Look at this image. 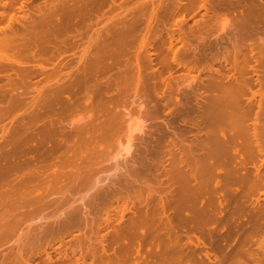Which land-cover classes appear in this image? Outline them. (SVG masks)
<instances>
[{
	"label": "rangeland",
	"instance_id": "1",
	"mask_svg": "<svg viewBox=\"0 0 264 264\" xmlns=\"http://www.w3.org/2000/svg\"><path fill=\"white\" fill-rule=\"evenodd\" d=\"M2 1H5V0H2ZM31 3L30 4H33V5H36V4H41L42 3V0H30ZM75 1L77 0H74V4L76 3ZM83 1V0H82ZM81 0H79L78 3H86V1L88 0H85V2L83 1L82 2ZM97 1H99L97 3ZM173 0H93L92 3L90 1H88L84 6H86L85 8V11L84 12V17L86 18L85 21L82 22V20H84V18L81 20V22H79V27L78 24H75V27L71 26L69 28V30L66 31V35L69 34L71 32V29H72V33L71 34L72 36L71 39H69L70 37L68 36V39L70 41L71 44H69L68 42V45L66 44L67 47L65 48H68L66 49V53H65V48L62 47L64 50L62 52V50H60L59 52H56L54 51V48L53 50H50L52 49L51 47H48L47 48V54L45 55L48 60L47 62V59L46 61L44 60L42 63L46 69L48 71H50L51 73V70H53L54 67H56V64L55 63H60L59 60L60 58L63 59L60 60L62 61V65L63 63H65V67L68 66L67 68H63L64 66L61 67V70L63 69L62 71V74L66 73L64 76H65V80L68 81L67 79V75H70L71 73V76H69V81L70 79H73L74 77L76 78L77 74H78V69L77 68H81L83 67L82 65H84V63L86 64V59L87 58H90L88 59L87 63L88 64H92V68H94L96 71H94V78H96L97 80H99L100 82H98V86L99 85H102L101 87H97L95 88V92L93 91V93H95L93 95L92 93L90 95V93H86L88 96L89 94V97H93L92 99H88V102H90L89 104H93L92 106H94V104L96 105V101L95 99L97 100V105H98V99H99V102H102L103 103V99H104V103L102 105H104L103 107L101 106V103H99V105L102 107L101 110L103 112V109L107 106V103H108V107H110V111L111 108H113L115 106L116 103H124L125 107L122 109V108H117L116 111H120L121 112H124V117L121 119V124H122V128L124 129L123 131L126 130V128H124L125 126L127 125H131L133 124L136 119L138 118V114L140 113H137L136 114V110L135 109H138L137 108V104L135 103L134 100L137 99V96L134 95V91L137 90L138 88V92H140L139 90H141L143 87L144 89H142V92H140L139 94L142 93V98L144 97V99L146 100V102L149 100L150 102L148 103L149 107L146 109L147 112L151 113H147L146 115V120L143 121V125L146 126V128H143V130H147L148 133L146 134H143V141H139L138 145V149H139V153H140V157H139V160L141 161H136V163H139L142 164L140 166V168L136 167V163H131V162H128L126 165H122L121 166V169H119L118 171H106L108 169H111L113 167V164H114V158L113 157H110L108 159H100V161H98V163L94 164L92 166L93 168V171L92 173L90 174V182L91 184H98L95 182V180L97 178H99V180H103V179H106V181H104L103 184H105V182L108 181V184L111 186L113 183H116L117 181V176H124L123 179H118L120 182L117 184H115V187L114 185L111 187L113 189H111L112 191L111 192H106L104 193V196L105 198L102 200L101 198V201H99L100 199H97L99 203H96L97 200L94 201V203H96V206L93 205L94 209L92 208V206L90 208H92L90 211L89 209L90 208H83L82 212H86V210L89 212L87 215H85V222L86 220H88L86 223L84 221H82L83 223H81V226L82 229H80L79 227L78 230L75 228V230L71 232V234L73 235H81L82 237V240L80 239L81 237H78V239H80L81 241H85L87 240L88 241H93V239L97 236V238L101 237L102 236L104 238H106V240H108L107 238H110V232H112L111 234L115 233V232H118L120 229H121V226H122V221L123 222H126L127 219L129 218H135L134 216H136L138 214V211L139 209H145L147 208V210L150 212L151 210V213H153V210H154V213L157 212V209L159 210V213H155L154 215H156L154 217V222L155 224H151L152 226L150 227V224L149 225H146V226H143L145 227L143 229V227H140L139 229H136L134 231L135 234L138 235V237L140 236V238L142 237L141 241H139L140 238L137 237V235L135 236H132V241L134 243H141L142 246L144 248H146L147 250H149V248L151 247L152 249H150L149 251H152L153 248L154 250L152 251L153 253L151 252H146V253H150L151 254V257L153 259V263L154 262H157L158 260V255L156 250H158V245H159V249L163 248V244L165 243L164 240L168 241L167 239V232H170L171 235H174L177 234L178 236H181L180 238L179 237H175L177 242L179 241H182V242H179L181 243L178 244L180 245V247L183 249H185L183 252H185L183 254L182 250L180 251L181 254H183L181 256V254H179L180 256V259H181V262L184 263V260H185V263L184 264H197L198 263V260H199V263L198 264H218L217 262L220 261L221 264H237L238 261L239 263L238 264H264V157L262 156L263 152H258V150L256 149V147H252L253 149L251 151H247L245 148H244V144H242L244 142V139H242V137H234V140L232 141L233 144L229 143L230 146L228 145V147L226 146V149L223 150V153L222 154H218V155H215L214 154V149H212L214 147V143H216L219 139H220V135L224 134L223 131L225 132L224 136L222 135V137H225V138H228V135L230 134L231 135V131H228L227 129L229 127H231L233 125L232 121H231V118L232 116L234 115H239V114H242L243 112H245L247 109H248V106H247V99L248 97H250V93L249 91H247V88L249 86H251V89L252 90H256L258 89V82H257V79L258 78L256 76V72L260 69L262 71V78H264V0H194L191 1V0H174L173 2H171ZM71 2V1H70ZM108 2V3H107ZM111 2V3H110ZM113 2H116V4ZM190 2V3H189ZM72 3H73V0H72ZM88 3H91L89 6ZM118 3V4H117ZM177 6H176V4ZM204 3V4H202ZM94 4V5H93ZM102 6H101V5ZM105 4V5H104ZM110 4V5H109ZM120 4V6H119ZM162 4V5H161ZM165 4V5H164ZM168 4V5H167ZM171 4V5H170ZM185 4H186V8H185ZM188 4V5H187ZM207 4V6H205ZM32 5V6H33ZM108 5L110 6V8H108ZM125 5V6H124ZM142 7H140V6ZM183 5V7H182ZM203 5V6H201ZM91 6V7H90ZM99 6V7H98ZM104 6H106L104 8ZM116 6V7H115ZM137 7L138 9L136 10ZM160 6V7H159ZM164 6V7H163ZM166 6V7H165ZM171 6V7H170ZM91 8V12L94 13L91 15V12L88 11L90 8ZM98 7V8H97ZM102 7V8H101ZM113 7V8H112ZM121 7V8H120ZM170 7V8H169ZM175 7V8H173ZM258 7H260L258 9ZM94 10H93V9ZM119 8V9H118ZM130 8V9H129ZM161 8V9H159ZM180 8V9H179ZM184 8V9H183ZM190 8V9H189ZM87 9V10H86ZM100 9V10H99ZM108 9V11L105 10ZM118 9V10H117ZM154 9V10H153ZM157 9V10H156ZM178 9V10H177ZM187 9V10H186ZM99 10V11H98ZM103 10V11H101ZM132 10H135L133 11L135 13V15H137V17H133L134 13H132ZM139 10V12H138ZM142 10V11H141ZM160 10V11H159ZM168 10V11H167ZM207 10V11H205ZM97 11L98 12V16H97V13L95 12ZM110 11V12H109ZM141 11V12H140ZM174 11V12H173ZM184 11V12H183ZM100 12V13H99ZM138 12V13H137ZM158 12V13H157ZM167 12V13H166ZM86 13H89L88 16L86 17ZM109 13V14H108ZM121 13V14H120ZM137 13V14H136ZM141 13V14H140ZM154 13V14H153ZM101 14V15H99ZM171 14V15H169ZM165 15L167 16V18L165 17ZM93 16V17H91ZM100 16V17H99ZM114 16V17H112ZM89 17H90V21H89ZM95 17V18H94ZM99 17V18H98ZM104 17V18H103ZM111 19H110V18ZM116 17V18H115ZM120 17V18H119ZM153 17V18H152ZM159 17V18H158ZM183 17V19H182ZM114 18V19H113ZM124 18V19H122ZM131 22H129V19ZM141 18V19H140ZM143 18V20H142ZM181 18V20L179 19ZM88 19V21H87ZM98 19V20H97ZM120 19V20H119ZM132 19V20H131ZM135 19V20H134ZM139 19V20H138ZM178 19V20H177ZM93 20V21H92ZM95 20H97V23H94L96 22ZM99 20H102V21H99ZM110 20V21H109ZM116 20V21H115ZM134 20V21H133ZM142 20V21H141ZM184 21V22H179V21ZM87 21V22H86ZM109 21V22H108ZM141 21V23H140ZM169 21V22H168ZM76 22V20L74 21ZM99 22V23H98ZM108 22V23H107ZM112 22L113 25L110 26V23ZM118 22V23H116ZM120 22V23H119ZM122 22V23H121ZM136 22H138L136 24ZM152 22H155V23H152ZM166 22V23H165ZM177 22L178 25H177ZM78 23V22H77ZM90 23V24H89ZM94 23V24H93ZM93 24V25H91ZM99 24V25H98ZM105 28H104V26ZM115 24V25H114ZM123 27H122V25ZM139 24V25H138ZM153 24V25H152ZM158 24V25H157ZM181 24V25H180ZM87 25V26H86ZM94 25H97L96 27ZM109 27H108V26ZM132 25V26H131ZM156 25V26H155ZM88 26H90V28H88ZM92 26V27H91ZM94 26V27H93ZM114 26V27H113ZM119 26V27H117ZM129 26V27H127ZM134 26H136L135 28H133ZM77 27V28H76ZM88 29H86V28ZM113 29H112V28ZM127 27V28H126ZM182 27V28H181ZM76 28V30L78 28H83L82 30L81 29H78L77 31L74 29ZM85 28V29H84ZM92 28V29H91ZM99 28V29H98ZM107 28V29H106ZM119 28V29H118ZM157 28V29H155ZM178 28V29H176ZM90 29V30H89ZM115 29V30H114ZM154 29V30H153ZM168 29V30H167ZM173 29V30H171ZM74 30V32H73ZM98 32H97V31ZM101 30V32H100ZM128 30V31H127ZM136 30V32H134ZM152 30V31H151ZM180 30V31H179ZM110 31V33L108 32ZM115 31V32H114ZM123 34H121L120 33ZM171 31V32H169ZM69 32V33H68ZM97 32V33H96ZM107 32V33H106ZM125 32V33H124ZM131 34H130V33ZM185 32V33H184ZM77 33H80L78 35H81V37H79L77 35ZM105 33V35H104ZM112 33V34H111ZM118 33V34H117ZM133 33V34H132ZM170 34L173 33V36H174V39L175 41L173 40L172 42V46L171 44H169L170 42V38H169V35L167 34ZM184 33V34H183ZM187 33H190V34H187ZM100 34V35H99ZM120 34V35H119ZM129 36H128V35ZM186 34V35H185ZM63 35H65L63 33ZM76 35V37L74 36ZM95 35V36H94ZM131 35V36H130ZM133 35V36H132ZM151 35V36H150ZM157 35V36H156ZM182 35V36H181ZM191 35V36H190ZM87 36V37H86ZM94 36V37H93ZM105 36V38H104ZM107 36V37H106ZM114 36V37H113ZM116 36L117 39H116ZM125 36V37H124ZM152 36H154L155 38L151 39ZM182 38V43L180 41H177L176 39H180V37ZM84 37V38H82ZM93 37V38H91ZM132 37V38H131ZM179 37V38H178ZM185 37V38H184ZM187 37H190L193 39H189ZM74 38V39H73ZM101 38V40H100ZM112 38V39H110ZM134 38V39H133ZM185 40H184V39ZM73 39V41H72ZM79 39V40H78ZM97 39V40H96ZM110 41H108V40ZM121 39V40H120ZM131 39V40H130ZM189 39V40H188ZM90 40V41H89ZM99 40V41H98ZM105 40V41H104ZM151 40V41H149ZM169 40V41H168ZM83 41V42H82ZM88 41L90 43H88ZM92 41V42H91ZM97 41V42H96ZM127 41V42H126ZM188 41H190L188 43ZM192 41V42H191ZM75 42L77 43L75 45ZM102 42V44H101ZM162 42V43H161ZM175 42V44H174ZM178 42V43H177ZM188 44H186V43ZM73 43V44H72ZM94 43V45H93ZM100 43V44H99ZM108 43V44H107ZM115 43V44H114ZM125 43V44H124ZM107 44V45H106ZM110 44V45H109ZM121 44V45H120ZM130 44V45H129ZM150 44V46H149ZM190 44V45H189ZM192 44V45H191ZM73 45V46H72ZM90 45V47H89ZM106 45V46H104ZM127 45V46H126ZM178 45V46H177ZM180 45V46H179ZM49 46H52V44H50ZM64 46V45H62ZM71 46V47H70ZM75 46V47H74ZM77 46V47H76ZM114 46V47H113ZM177 46V47H176ZM182 46V47H181ZM187 46V47H185ZM97 47V48H96ZM122 47V48H121ZM178 47H181V48H178ZM191 47V48H190ZM50 48V49H49ZM75 48V49H74ZM107 48V50L105 49ZM111 48V49H110ZM132 48V49H131ZM157 48V49H156ZM162 48V49H161ZM173 48V49H171ZM177 48L176 50V53H174V57H173V51H175V49ZM184 48V49H183ZM89 50L88 54L84 53L83 56H81L80 58V55L82 53L83 50ZM95 50L93 52V50ZM97 49V50H96ZM171 49V51L169 50ZM50 50V51H48ZM81 50V51H80ZM84 50V51H85ZM99 50V51H98ZM114 50V51H113ZM117 50V51H116ZM123 50V51H122ZM157 50V51H156ZM158 50L160 52H158ZM184 50V51H183ZM68 51V52H67ZM70 51V52H69ZM74 51V52H73ZM83 51V52H84ZM102 51V52H101ZM135 51V52H134ZM10 52V51H9ZM8 52V53H9ZM53 54H49V53ZM96 52H99V55L98 54H95ZM160 55V57H158V54ZM184 52V53H183ZM13 55H14V58L12 57L9 60H0V80L2 81V79L6 78L5 79V84H4V80L0 83H1V89H0V139L5 141V142H1L0 140V147L1 149L5 148L4 150L6 149H11V144L15 141L18 140V143H20L22 140H24L25 138V141H22L23 142H27L29 145L30 144H35V143H38L40 141L41 138H38L40 137L39 134L41 135L40 131L44 130V129H51L53 130L55 133H54V136H53V140L54 143H56V141L58 143H61L63 147H68L69 150L71 148V143L73 142V140H75L76 136H74V129H72V125L74 124V122H76V120L73 119V115H72V112L68 113L67 110H61L63 109L62 106L58 104H54L56 108H54V105L52 107V111H51V108L48 107L49 109H45L47 108L46 106H44L45 108H43V110H46L45 112H42V108L39 109L36 105L37 103L39 104L40 101L44 100V96H42L43 98H41L42 100H38L37 98L45 93H47V91L50 90V88H53L54 86V82L56 79H53V76L54 73L52 72L51 74L45 70V74L44 71H43V74L42 73H36L37 75H34L31 74L30 77L27 78H23V79H20V78H17L16 77V73L19 72V70H22L21 68H36V64H38V61H31L32 58L24 53L19 55V53H17L16 55V52L13 50L12 51ZM56 53V54H55ZM57 53L58 56H57ZM75 53V54H74ZM94 53V54H93ZM103 53L105 55H103ZM119 53V55H118ZM121 53V54H120ZM124 53V54H123ZM130 53V54H129ZM150 55H149V54ZM11 54V52H10ZM110 56H109V55ZM155 54L156 57H155ZM184 54V55H183ZM28 55V56H27ZM54 55V57H53ZM66 55V56H64ZM94 55V56H93ZM147 55V56H146ZM150 57H149V56ZM12 56V54H11ZM21 56V57H19ZM23 56V57H22ZM27 56V57H25ZM49 56V58H48ZM69 56V57H68ZM92 56V57H91ZM101 56V57H100ZM120 56V58H119ZM125 56V57H124ZM145 56V57H144ZM56 57V58H55ZM62 57H65V58H62ZM93 57H97V58H94L95 59V62H93ZM99 57V59H98ZM108 57H110V59H108ZM127 57V58H126ZM141 57V58H140ZM160 58V60L158 61L157 59ZM163 57V59H161ZM165 57V58H164ZM167 57V58H166ZM173 57V58H171ZM16 58V59H15ZM22 60H18V59H21ZM27 58L29 59V62H27ZM31 58V60H30ZM55 58V60H54ZM76 58V59H75ZM80 58V59H79ZM101 58V59H100ZM112 58V60H111ZM114 58V59H113ZM148 58V59H147ZM150 58V59H149ZM157 58V59H156ZM178 58V59H176ZM51 59V60H50ZM70 61H69V60ZM98 59V60H96ZM120 59V60H119ZM27 60V61H26ZM83 60V61H81ZM91 62H90V61ZM101 60V61H100ZM105 60V61H104ZM133 60V61H132ZM151 60V61H150ZM153 60V61H152ZM3 61H6V62H3ZM22 61V62H21ZM75 61V64L74 62ZM81 61V62H79ZM115 61V62H114ZM130 61V62H129ZM149 63H148V62ZM169 61V63H168ZM175 61V62H173ZM177 61V62H176ZM181 62V64L179 65V63ZM83 62V63H82ZM109 63L107 65V63ZM114 62V63H113ZM125 62V63H124ZM157 62V63H156ZM166 62V63H165ZM179 62V63H178ZM186 62V63H185ZM6 63V64H5ZM26 63V64H25ZM40 63V62H39ZM46 63V65H45ZM61 63L59 65H61ZM104 63H106L104 65ZM116 63V64H115ZM129 63V64H128ZM131 63V65H130ZM140 63V64H139ZM168 63V65H166ZM176 63V64H175ZM178 63V64H177ZM188 63V64H187ZM10 64V66H9ZM12 64V65H11ZM34 64V65H33ZM77 64H81L80 66L77 65ZM87 64V65H88ZM97 66H96V65ZM100 64V65H99ZM113 64V65H112ZM133 64V65H132ZM17 65V67L15 66ZM19 65V66H18ZM33 65V66H31ZM75 65V68H72L73 66ZM87 65H84V66H87ZM116 65V66H115ZM171 65V66H170ZM178 65V66H177ZM186 65V66H185ZM188 65V66H187ZM23 66V67H21ZM27 66V67H26ZM53 66V67H52ZM141 68H140V67ZM152 66V67H151ZM166 66V67H165ZM185 66V67H184ZM253 66V67H252ZM254 66H256L258 69H254ZM9 67V69H8ZM14 67V68H13ZM70 67V68H69ZM103 67V68H102ZM106 67V68H104ZM109 67V68H108ZM112 67V68H111ZM116 67V68H114ZM124 67V68H123ZM134 67V68H133ZM170 67V68H169ZM255 67V68H256ZM3 68V69H2ZM10 68H13L12 70ZM98 68V69H97ZM150 68V70H149ZM104 69V70H103ZM106 69H109V70H106ZM187 69H190V70H187ZM254 71H253V70ZM16 70V72H15ZM73 70V71H72ZM76 70H77V74H74V72L76 73ZM106 70V71H105ZM114 70V71H113ZM133 70V71H132ZM153 70V71H152ZM155 70V72H154ZM257 70V71H255ZM54 71V70H53ZM71 71V72H70ZM103 71V72H102ZM118 71V72H117ZM120 71V72H119ZM162 71V73H161ZM96 72V73H95ZM100 72V73H99ZM105 72V73H104ZM110 72V73H109ZM116 72V74H115ZM154 72V73H153ZM15 73V74H13ZM102 73V75H101ZM108 75H107V74ZM113 73V74H112ZM124 73V74H123ZM140 73V74H139ZM160 73V74H159ZM260 74V72H258ZM8 74V75H7ZM14 76H13V75ZM42 74V75H41ZM50 74V75H49ZM5 75V76H4ZM7 75V76H6ZM43 75L45 76V78L43 77ZM52 76L50 79H49V76ZM74 75V76H73ZM98 75V76H97ZM105 75V76H104ZM112 75V78L110 77ZM114 75V76H113ZM116 75V76H115ZM124 75V76H122ZM128 79H127V77ZM129 75V76H128ZM142 77H141V76ZM155 75V76H154ZM159 75V76H158ZM4 76V77H2ZM42 77V80H41V77ZM104 77L102 79V77ZM132 76V77H131ZM182 76V77H181ZM2 77V78H1ZM19 77V76H18ZM34 77V78H33ZM109 77V78H108ZM138 77H141V78H138ZM152 77V78H151ZM9 78V80H8ZM11 78H14V80H12ZM16 78V79H15ZM31 78V79H29ZM75 78L72 81L75 80ZM146 80H145V79ZM149 78V79H147ZM155 78V79H154ZM170 78V79H169ZM11 79V81H10ZM21 81H20V80ZM25 79V80H24ZM27 79V80H26ZM38 79H40L41 81H43V83L41 81H39ZM44 79V80H43ZM46 79V80H45ZM95 79V81L97 82V80ZM152 79V80H151ZM164 79H166L164 81ZM168 79V80H167ZM116 80V81H115ZM144 81V82H140V84L138 83L139 81ZM148 80V82L146 83V81ZM163 80V81H161ZM169 80H173V81H169ZM10 81V82H9ZM15 81H18L19 83L17 84V82ZM23 81H27L26 83L23 84ZM106 81V82H105ZM114 81V82H113ZM135 81V82H134ZM137 81V82H136ZM32 82V83H31ZM40 82L43 84V88L41 87V84ZM46 82V83H45ZM66 82V81H65ZM110 84H108V83ZM134 82V83H133ZM168 82V83H167ZM4 85H3V84ZM13 83V84H12ZM30 83V85H29ZM39 83V84H38ZM67 83V82H66ZM114 83V85H113ZM116 83V84H115ZM128 83V84H127ZM138 83V84H136ZM151 83V85H150ZM166 83V85H165ZM170 83V84H169ZM9 84V85H8ZM103 84H105V86H103ZM107 84V85H106ZM142 84V85H141ZM3 85V86H2ZM15 85V86H14ZM23 85V86H21ZM29 85V86H28ZM33 85H35L33 87ZM109 85L108 89H107V86ZM110 85H113V88L112 86ZM146 85V86H145ZM148 85V87H147ZM171 86V91L173 92V95H176L177 97V101L179 102V104H176L174 105L172 102L171 104L169 103H165V100L163 101L161 97L162 93H164V91L162 90H166L168 89V86ZM14 86V87H13ZM39 86V87H38ZM142 86V87H140ZM152 86V87H151ZM154 86V87H153ZM3 87H6L5 89H3ZM12 88L10 89V88ZM21 87V88H20ZM28 87V89H27ZM36 87L37 90H36ZM49 87V88H48ZM103 87V88H102ZM105 87V88H104ZM151 87V88H150ZM30 88V89H29ZM41 88V89H40ZM99 88L101 90H99ZM116 88V89H114ZM133 88V89H132ZM146 88V89H145ZM149 88V89H147ZM44 91L43 94H38L37 95V92L38 90H42ZM46 89V90H45ZM104 89H107L105 91H103ZM123 89V90H122ZM126 89V90H125ZM151 89V90H150ZM153 89V91H152ZM175 89V90H174ZM3 90V91H2ZM7 90V91H6ZM30 90V91H29ZM34 90V91H33ZM97 90H98V94L100 95H97ZM146 92H144V91ZM146 90H149L146 91ZM5 91V93H4ZM19 91V92H18ZM51 91V90H50ZM99 91H102V92H99ZM106 91H111V92H106ZM122 91V92H121ZM152 91V92H151ZM11 92V93H10ZM16 92V94H15ZM22 92V93H21ZM24 92V93H23ZM28 92V93H27ZM33 92V94H32ZM125 92V93H124ZM144 92V94H143ZM158 92V94H157ZM4 95H3V94ZM14 93V94H13ZM49 93V92H48ZM103 93V94H102ZM123 93V94H122ZM166 93V92H165ZM178 93V95H177ZM29 94V95H28ZM32 94V95H31ZM117 94V95H116ZM122 94V95H121ZM149 94V95H148ZM155 94V95H154ZM167 94V93H166ZM17 95V97H16ZM19 95V96H18ZM23 95V96H22ZM26 95V97H25ZM37 95V96H36ZM49 94L46 95V97L48 96ZM85 95V94H84ZM98 99H97V96ZM159 97H158V96ZM9 96V97H8ZM28 96V97H27ZM152 96V97H150ZM156 96V98H155ZM163 96V95H162ZM5 97V98H4ZM25 97V99H24ZM31 97V99H30ZM34 97V98H33ZM37 97V98H36ZM45 97V99H46ZM102 97V100L100 101ZM105 97V98H104ZM154 97V98H153ZM166 96H164L165 98ZM8 98L7 102H5V100ZM23 98V99H22ZM28 98V99H27ZM119 98V99H118ZM154 100H153V99ZM15 99V100H14ZM94 99V100H93ZM109 99V100H108ZM151 99V100H150ZM18 100V101H17ZM21 100V102H20ZM25 102H24V101ZM107 100V103L105 102ZM155 101L156 104H154L153 101ZM3 101V102H1ZM16 101V102H15ZM24 103H23V102ZM32 103H31V102ZM127 101V102H126ZM159 101V102H158ZM18 102H19V105L18 106ZM27 102V103H26ZM88 102H86L85 104L86 105H82L80 108L82 107H86L88 106ZM114 102V103H112ZM137 102V101H136ZM158 102V103H157ZM167 102V100H166ZM12 103H16V105L12 104ZM30 103V104H29ZM122 103V104H123ZM168 104L169 106L167 107V105L165 106L164 105ZM22 104H23V107H22ZM35 104V105H34ZM113 104V106H112ZM136 104V105H135ZM147 104V103H146ZM159 104V105H158ZM3 105V106H2ZM34 108H32L33 106ZM59 105V106H57ZM96 105V106H97ZM99 105L97 106L98 108V112L97 111H93L95 113V115H98L100 114V108H99ZM151 105H156V106H152ZM164 105V107H163ZM10 106V107H9ZM14 106V107H13ZM17 106V107H16ZM28 106V107H26ZM39 106V105H38ZM90 107H92L91 105H89ZM96 106H94L96 108ZM136 106V108H135ZM161 107V108H158ZM174 106V107H173ZM12 107V109H10ZM21 107V108H20ZM62 107V108H59ZM133 107V108H132ZM157 107L158 109L156 110ZM170 107V108H169ZM176 107V108H175ZM179 107V108H177ZM3 110H2V109ZM8 108V109H7ZM18 108V109H17ZM24 108V109H22ZM28 108V109H26ZM32 108V109H31ZM36 108V109H35ZM53 108L55 109V111L53 110ZM58 108V111L57 112H62V114L58 116V113L56 112V109ZM107 108V107H106ZM152 108V109H150ZM257 108V106L255 107ZM255 112L257 111L258 112V115L259 116V120L257 122V125L258 127L259 126H262V127H259V130L260 131V134H264V102L261 104V107H260V110H257L255 109ZM26 109V110H25ZM133 109V111H132ZM150 109V110H148ZM155 109V110H153ZM171 109V111H170ZM259 109V108H258ZM7 112H5V111ZM24 110V111H23ZM29 110L31 111L29 112ZM34 110V111H33ZM42 110V111H41ZM60 110V111H59ZM77 110V109H75ZM107 110H109L107 108ZM107 110H104V111H107ZM38 111V112H37ZM40 111V113H39ZM50 111V112H49ZM65 115L63 114L64 112H66ZM135 111V112H134ZM142 111L145 112V110L142 109ZM153 111V112H152ZM166 111H168V113H166ZM261 113H260V112ZM4 114V117L3 114ZM42 112V113H41ZM54 112V113H53ZM97 112V114H96ZM109 112V111H107ZM143 112V113H144ZM158 112V113H157ZM173 112V113H171ZM22 113H26V114H22ZM28 113H31V114H28ZM44 113V114H43ZM50 113V115L48 116V114ZM106 113V112H105ZM153 113H156V114H153ZM260 113V114H259ZM263 113V114H262ZM6 114V115H5ZM56 114V116L54 115ZM67 114V115H66ZM146 114V113H145ZM153 114V115H152ZM170 114V115H169ZM7 115H10L8 117H6ZM26 115V116H25ZM29 115V116H28ZM34 115V116H33ZM37 115V116H35ZM45 115V116H44ZM64 116L63 118H61V116ZM142 115V114H141ZM149 115V116H148ZM168 115V116H166ZM15 116V117H14ZM18 116V117H17ZM44 116V118H43ZM48 116V117H47ZM94 116V115H92ZM105 116L108 118V115L104 114L102 115L101 113V117L99 115V117L101 118L99 121L96 120L95 118H98V116H94V119H95V122L93 121L94 124H97V123H101V121L103 119H106ZM261 116H263L261 118ZM37 117V118H35ZM39 117V119H38ZM47 117V118H46ZM102 117H104L102 119ZM144 117V116H142ZM3 118V119H2ZM6 118V119H5ZM9 118V119H8ZM20 118V119H19ZM22 118V119H21ZM33 118V119H32ZM52 121H50L52 124L54 125H51V123L49 122L50 119ZM53 118V119H52ZM61 120H60V119ZM157 118V119H156ZM261 118V119H260ZM5 119V120H4ZM27 119V120H26ZM48 119V120H47ZM60 121H58V120ZM93 119V117H92ZM170 119V120H168ZM33 120V122H32ZM47 120V121H46ZM55 120V121H53ZM166 120V121H165ZM23 123H22V122ZM28 121V122H26ZM30 121V122H29ZM58 121V122H57ZM68 121L70 122L71 126L68 123ZM97 121V122H96ZM169 121V122H168ZM18 122V124L16 123ZM47 122H48V125H47ZM54 122V123H53ZM64 124H62V123ZM104 122V120H103ZM167 122V123H166ZM262 122V123H261ZM16 123V125H15ZM27 123V124H26ZM41 123V124H40ZM59 123V124H57ZM66 123V124H65ZM170 125H169V124ZM31 124V125H29ZM35 124V125H34ZM48 126V128H46V126ZM152 124V125H151ZM156 124V125H155ZM13 128H12V126ZM17 125L19 127H17ZM23 125V126H22ZM51 125V127H49ZM64 125V127L62 126ZM148 125V126H147ZM161 125V127H160ZM167 126H171V127H166ZM16 126V129L19 130L18 132L16 131V129L14 128ZM22 126V127H21ZM31 126V127H30ZM53 126L54 129H53ZM58 126V131H56L57 127ZM159 126V127H158ZM25 127V128H24ZM36 127V128H35ZM12 128V129H11ZM20 128V129H19ZM25 130H23V129ZM33 128V129H32ZM68 128V129H66ZM9 129V130H8ZM23 132H22V130ZM30 129V130H29ZM56 129V130H55ZM61 129L64 131H61ZM71 129V130H70ZM160 129V130H159ZM164 129V130H162ZM10 130L13 132H10ZM14 130V131H13ZM151 130V131H150ZM226 130V131H225ZM9 131V132H8ZM22 133H21V132ZM29 133H28V132ZM31 131V133H30ZM153 131V133H152ZM161 131V133H160ZM7 132V133H6ZM19 132L24 135V138H21L23 136H21V134L19 135ZM28 134H27V133ZM59 132V133H57ZM75 132V131H74ZM146 132V131H145ZM151 132V134H150ZM222 132V133H221ZM230 132V133H229ZM262 132V133H261ZM6 133V134H4ZM25 133V134H24ZM57 133V134H56ZM62 133V134H61ZM120 135L118 137V139H115V137L111 140V145L112 147H115L117 145V143L119 144H126L128 142L130 143H134L135 141H138V139H136L135 137H132V136H128V135H124L123 132H119ZM9 134V135H8ZM15 134V136H14ZM32 136H36V139L34 137H31ZM36 134V135H34ZM55 134L58 135L59 137H55ZM69 134V135H68ZM72 134V135H70ZM139 135H141V133H137ZM154 134V135H153ZM11 135V136H10ZM14 137H13V136ZM17 135V137H16ZM183 135V136H182ZM227 135V136H226ZM6 138H5V137ZM26 136V137H25ZM29 136L31 138H29ZM60 136H62V140L64 141V143H66L65 145H63L64 143H62L63 141L60 140ZM65 136H69L68 139H66L67 137ZM75 138H74V137ZM150 138H149V137ZM263 136V144H264V135ZM8 137V138H7ZM15 137L17 138V140L15 139ZM211 137V138H210ZM221 137V138H222ZM14 140H13V139ZM39 140H38V139ZM163 138V140H162ZM237 138V139H235ZM239 138V139H238ZM10 141L8 143V140ZM12 139V140H11ZM21 139V140H20ZM30 141H28V140ZM66 139V141H65ZM73 139V140H72ZM77 139V138H76ZM184 139V140H183ZM7 140V141H6ZM27 140V141H26ZM50 140V141H52ZM67 140L70 141L69 145H67ZM157 140H159L157 142ZM237 140V141H236ZM242 140V141H241ZM33 141V142H32ZM50 142L49 145L51 143ZM72 141V142H71ZM78 140H75V142H77ZM153 143H152V142ZM173 141V142H171ZM181 141V142H180ZM211 141V142H210ZM8 144H7V143ZM75 142L74 143V147L73 148L74 150L76 149V146H75ZM235 142V144H234ZM7 145H6V144ZM11 143V144H10ZM20 143V144H22ZM150 143V144H149ZM211 143V144H210ZM236 143H240L239 145L236 144ZM245 143V142H244ZM6 145V146H3ZM14 145L16 143H13ZM12 144V145H13ZM146 144V145H145ZM158 144V145H157ZM184 144V145H182ZM210 144V145H208ZM48 145V143H47ZM48 145V146H49ZM77 145H78V142H77ZM183 147H182V146ZM73 146V145H72ZM150 146V147H149ZM154 146V147H153ZM157 148H162L161 150L160 149H156ZM163 146V147H162ZM177 146V147H176ZM209 146H213L210 147ZM147 147V148H146ZM149 147V148H148ZM153 147V149H152ZM181 147V148H180ZM188 149H187V148ZM191 147V148H190ZM13 148V146H12ZM71 148V149H72ZM179 148V149H178ZM240 148V149H239ZM264 149V145L262 147ZM7 150V151H3V152H9L10 151ZM174 149V150H173ZM192 152H191V150ZM210 149V150H209ZM157 150V151H155ZM159 150V151H158ZM167 150V151H166ZM171 150H173L174 152H171ZM181 150V152H180ZM184 150V151H183ZM208 150V151H207ZM213 150V151H211ZM63 150L59 151L58 153H60V155L62 156H59L57 154V160H62L64 157L68 158V156H63V154H61ZM72 151V150H71ZM71 151H68L70 153H68L67 151H63L62 153H66V154H72L71 157H73V153H71ZM109 152H111V148L108 149ZM155 153H154V152ZM184 153H183V152ZM188 151V153L186 152ZM211 151V154L210 152ZM256 151V152H255ZM1 152V156L4 154L2 153V150L0 151ZM85 152V151H84ZM84 152H80L81 155H83L82 157H84V155L86 156V153ZM171 152V153H170ZM178 152V153H177ZM191 152V153H190ZM230 154H228V153ZM239 152V153H238ZM168 153V154H167ZM175 153V154H174ZM187 153V154H186ZM190 153V154H189ZM244 153V154H243ZM250 153V154H249ZM253 153V154H251ZM259 153V154H258ZM260 153L262 155H260ZM65 154V155H66ZM78 154V155H80ZM159 154V155H158ZM162 154V155H161ZM166 154V155H165ZM171 154H173V156H170ZM177 154V155H176ZM194 154V156L192 155ZM209 154V156L207 155ZM225 154V155H224ZM259 155V156H254V155ZM81 155L79 156L78 159L82 160L83 161V158L81 157ZM176 155V156H174ZM182 155H183V158L185 157V161L184 159L182 158ZM190 156L189 158L186 157V156ZM212 155H215L212 157ZM225 157H224V156ZM0 156V157H1ZM27 156H29L28 158H33L31 157L30 155H26L24 156V158H26ZM130 157V155H128ZM180 156V157H179ZM219 156V157H218ZM59 157V159H58ZM70 157V156H69ZM76 157V156H75ZM73 157L74 159H77ZM78 157V156H77ZM162 157V158H160ZM175 157L176 161H173ZM192 157V159H190ZM194 157V158H193ZM246 157V159H245ZM263 157V158H262ZM62 158V159H60ZM73 158H70V159H73ZM122 157H119L117 159L118 162H121V159ZM171 158V160H170ZM188 158V160H186ZM257 158V159H256ZM259 158V159H258ZM69 159V158H68ZM161 159V160H160ZM181 159V162H179ZM209 159V160H208ZM221 159V160H220ZM256 159V160H255ZM262 161H261V160ZM63 160H67V159H63ZM62 160V161H63ZM123 160V159H122ZM195 160V161H194ZM208 163H207V161ZM241 160V161H240ZM246 160V161H245ZM254 160V161H253ZM72 161V160H71ZM75 161H77V163L79 162V164H81L82 162L78 161V160H74L72 163L74 164ZM151 161V162H149ZM153 161V163H152ZM187 161V163H186ZM191 161V162H190ZM206 161V163H205ZM217 161V162H216ZM226 161V162H225ZM244 163H243V162ZM261 164H260V162ZM35 162V161H34ZM135 162V161H134ZM156 162V163H155ZM178 162V163H176ZM197 162V163H196ZM211 162V163H209ZM214 162V163H213ZM233 162V163H232ZM235 162H236V165H235ZM240 162V163H239ZM255 162H256V165H255ZM71 163V164H72ZM75 163V166H77ZM131 163V164H129ZM149 163V164H148ZM192 163V164H190ZM219 163V164H217ZM239 163V164H238ZM161 164V165H160ZM177 164H179V169L182 170L181 172H183V174L185 175L184 177H186L189 182H190V185H188L186 188V193L188 194H184L185 197L182 201H179L177 199V192H178V189L180 186V181L177 180V178L173 175L172 173V168L173 166ZM194 164V165H193ZM196 164V165H195ZM211 164V166H210ZM225 164V166H224ZM238 164V165H237ZM242 164V165H240ZM247 164V165H246ZM260 164V165H259ZM150 166V168L148 166ZM155 165V166H153ZM185 165V166H184ZM259 165V166H257ZM71 166H74V165H71ZM68 168H65L63 171L66 172L65 173V176L69 174V176H64L63 178H65L63 181H62V177H58L57 175V178L59 179H56V184L54 183V185L51 186L50 189H53V193L55 192L56 195H50V197L48 196L50 194V189L48 190L49 194L47 193V190H46V193L44 192V194L42 195L43 198V201H46L47 197L48 199H56L57 198V201H60L62 202V198L63 200L65 199V201L67 200L69 203L71 201V199L73 198H76L75 196H77V194L79 195V192L78 191H75V190H70L69 193H61L62 190L64 188L67 187L68 184H71L70 182L74 179L73 175L75 174L76 172V169H74L75 171H72L70 172V167ZM79 166V165H78ZM131 166V167H130ZM156 166L157 169H156ZM196 166V167H194ZM205 170H203V167ZM209 166V168H207ZM215 166V167H214ZM217 166V167H216ZM220 166V167H219ZM125 167V168H124ZM194 167V168H193ZM236 167V168H235ZM247 167V168H245ZM256 167H259V172L258 173H261L259 175H257L258 173L256 172ZM72 168V167H71ZM77 168V167H75ZM82 168L81 166H79L77 169L80 170ZM128 169V170H124V169ZM168 168V169H167ZM184 168V169H183ZM198 168V169H197ZM217 168V169H216ZM227 168V169H226ZM245 168V169H244ZM252 168V169H251ZM23 169V168H22ZM20 169V170H17L16 172L14 173H11L10 176L11 178L13 176H15L14 178L16 179V176L18 177L17 179H19V177L21 178L22 176H25L26 173H27V168H24L23 170ZM69 169V171H68ZM136 169V171H135ZM151 171L152 169V173L149 172V170ZM195 169V170H194ZM209 169V170H208ZM215 169V170H214ZM226 169V170H225ZM248 169H251L248 171ZM147 170V171H146ZM155 170V171H154ZM191 170V171H190ZM207 170V171H206ZM223 170H224V173H223ZM241 172H239V171ZM24 171V172H23ZM49 170L47 169L45 174L48 173ZM120 171V172H119ZM123 171V172H121ZM141 171V172H140ZM170 171V172H169ZM210 171V172H209ZM127 172V174L125 173ZM168 172V173H167ZM195 177H193L194 175ZM201 172L203 174H201ZM227 172V173H226ZM256 172V173H255ZM50 173L52 174L51 172V169H50ZM121 173V174H120ZM122 173L124 175H122ZM146 175H145V174ZM165 173V174H164ZM190 173L193 175H190ZM200 173V174H199ZM211 175H210V174ZM232 173V174H231ZM238 173V174H237ZM249 173V174H248ZM50 174V175H51ZM126 174V175H125ZM135 174V175H134ZM137 174V175H136ZM139 175V177H137ZM144 174V176L142 175ZM149 174V176H148ZM169 174V175H167ZM229 174V175H228ZM241 174V175H240ZM47 175V174H46ZM45 175V176H46ZM50 175L48 176V179L50 180H54L53 179V175L52 177H50ZM128 175V176H127ZM131 175V176H130ZM142 175V176H141ZM166 177H164V176ZM197 175V177H196ZM210 175V176H209ZM216 175V176H215ZM8 176V177H10ZM71 176V177H70ZM126 176V177H125ZM148 176V178H147ZM169 176V177H168ZM220 176V177H219ZM238 176V177H237ZM260 176V177H259ZM73 177V178H72ZM121 177V178H122ZM133 177V178H132ZM141 177V178H140ZM176 179H175V178ZM193 177V178H192ZM209 177V178H208ZM226 177V178H225ZM248 179H247V178ZM261 178V180L259 178ZM9 179L10 181L12 179ZM13 178V179H14ZM71 178V181L69 182L68 179ZM126 178V179H125ZM146 179L147 182L145 180H142V179ZM151 180H150V179ZM66 179L68 180V182L66 181ZM132 179V181L130 180ZM138 179L144 183H139L137 182ZM156 182H155V180ZM195 179V180H193ZM205 179V180H204ZM9 180L5 179L4 181H8L10 182ZM59 180V181H58ZM61 180V181H60ZM135 180H136V183H135ZM199 180V181H198ZM238 180V181H237ZM249 180V181H248ZM256 180V181H255ZM259 180V181H258ZM151 181V182H149ZM163 183H162V182ZM173 181V182H171ZM176 181V182H175ZM227 181V182H226ZM231 181V182H230ZM234 181V182H233ZM8 182H3V184L5 183H8ZM61 182V183H60ZM64 182V183H62ZM67 182V183H65ZM168 182V183H167ZM179 182V183H178ZM193 182V183H192ZM229 182V184H228ZM147 183V184H146ZM150 183V184H149ZM165 183V184H164ZM255 183V185H254ZM4 184V185H5ZM62 184H65L66 187L63 188V185ZM141 184V186H140ZM146 184V185H145ZM169 186H168V185ZM173 184V185H171ZM178 184V185H177ZM213 184V185H212ZM228 184V185H227ZM56 185V186H55ZM58 185V186H57ZM126 185V186H125ZM133 185V186H132ZM136 185V186H135ZM153 187V185L155 187ZM159 185V186H157ZM212 185V186H211ZM232 185V186H231ZM253 185V186H252ZM260 185V186H259ZM50 186V184H49ZM61 186V187H60ZM107 185H104V187H106ZM130 186V187H129ZM132 186V187H131ZM135 186V187H134ZM139 186V187H138ZM143 186V187H142ZM147 186H149L148 189ZM161 186V187H160ZM165 186V187H164ZM168 186V187H167ZM171 186V187H170ZM179 186V187H178ZM231 186V187H230ZM57 190H60L61 192L59 191H56ZM138 187V188H136ZM141 187V188H140ZM147 189H145V188ZM176 187V188H175ZM192 187V189H191ZM194 187V188H193ZM208 187V188H207ZM214 187V189L212 188ZM223 187V188H222ZM229 187V188H228ZM241 187V188H240ZM247 187V188H246ZM250 187V188H249ZM259 187V188H258ZM8 186L5 185L4 187L2 186L0 191H6L8 190L7 189ZM60 188V189H59ZM63 188V189H62ZM140 188V190H139ZM217 188V189H216ZM263 188V189H262ZM6 189V190H4ZM55 189V190H54ZM118 189V190H117ZM134 189V190H133ZM142 189V190H141ZM168 189H170L168 191ZM193 190L191 192V190ZM216 189V190H215ZM224 189V190H223ZM234 189V190H233ZM116 190V191H115ZM145 190V191H143ZM153 190V191H152ZM199 190H201L199 192ZM215 190V192H214ZM230 190V191H229ZM236 190V191H235ZM45 191V190H44ZM64 191V190H63ZM74 193H73V192ZM137 191L138 193H141L140 195L135 192ZM171 191V192H170ZM211 191V192H210ZM225 193H224V192ZM240 191V192H239ZM257 191V192H256ZM51 192V193H52ZM68 192V191H66ZM117 192V193H116ZM119 192V193H118ZM128 192V193H127ZM135 192V193H134ZM148 194H147V193ZM151 192H156L154 194H152ZM201 192L203 193L204 196H202ZM219 192V193H218ZM239 192V193H237ZM244 192V193H243ZM38 193V192H37ZM61 193V194H59ZM75 193H77L75 195ZM112 193V194H111ZM127 193V194H126ZM134 193V194H133ZM190 193V194H189ZM193 193V194H192ZM197 193V194H196ZM201 196H199V194ZM229 193L230 195H227ZM232 193V194H231ZM236 193L238 195H236ZM242 193V194H241ZM34 194V193H33ZM48 194V195H46ZM75 195L73 197V195ZM115 194V195H114ZM160 194V195H159ZM173 194V195H171ZM197 196H196V195ZM226 194V195H225ZM59 195V196H57ZM71 195V196H70ZM125 195V196H124ZM126 195H130L129 199H128V196ZM138 195L139 199L136 198ZM147 197H146V196ZM149 195V196H148ZM175 195V196H174ZM192 198L189 197V199L187 198L188 196H190ZM195 195V196H193ZM220 195V196H219ZM110 196V197H108ZM117 196V198H116ZM122 196V198H121ZM136 196V197H135ZM145 196V197H144ZM152 196V198H151ZM162 196V197H161ZM213 196V197H212ZM224 196V197H223ZM228 196V198H227ZM59 197V198H58ZM73 197V198H72ZM133 197V199H132ZM216 197V198H215ZM231 197V198H230ZM246 197V198H245ZM113 198V199H112ZM115 198V199H114ZM121 198V199H120ZM127 198V199H126ZM199 198V199H198ZM201 198V199H200ZM214 198V199H212ZM10 198H6L5 199V202L6 200H8ZM87 199V196L84 198V200ZM136 199V201H135ZM148 199V200H147ZM154 199V200H153ZM187 199L189 201H187ZM192 199V201H191ZM194 199V200H193ZM223 199V200H222ZM233 199V200H232ZM245 199V200H244ZM251 199V200H250ZM263 199V200H262ZM70 200V201H69ZM106 200V202H105ZM122 200V201H120ZM127 202H125V201ZM129 200H133L134 202L132 201H129ZM142 200V201H141ZM163 200V201H162ZM196 200V201H195ZM210 200V202H209ZM110 201V202H109ZM117 201V202H116ZM146 201H149L148 203L145 202ZM159 201V202H158ZM168 201V202H167ZM184 201V202H183ZM200 201V202H199ZM217 201V203H216ZM234 201V202H233ZM245 201V202H244ZM246 201H248L246 203ZM78 202V200L74 203L76 204ZM83 202V201H82ZM108 202V203H107ZM112 202V203H111ZM138 202V203H137ZM143 202V203H142ZM163 202V204H162ZM171 202V203H170ZM191 202V203H190ZM193 202V203H192ZM206 202V203H205ZM228 202V203H226ZM232 202V203H231ZM66 203V204H67ZM122 205H121V204ZM127 203V204H126ZM150 203V204H149ZM175 203V204H173ZM188 203V204H187ZM198 203V204H197ZM208 203V204H207ZM231 203V204H230ZM246 203V204H245ZM65 204V205H66ZM78 204H80V201L78 202ZM103 204V205H102ZM127 206V212L126 214H124V217L122 218V221H120V223L116 222V221H119V220H116L114 221L115 219H118L119 215L117 216V214H120L122 212V209L125 208V205ZM146 205L145 207L142 206V205ZM158 204V205H157ZM171 204H173V207H171ZM187 204V205H185ZM210 204V205H209ZM216 204V206H214ZM226 207H225V205ZM242 204V205H241ZM252 204H253V208H252ZM255 204V205H254ZM6 205V204H5ZM47 207L45 206H40L38 208H33L31 206L27 207V206H22L21 208L20 207H15V206H11V209L9 207V209L11 210L10 212V215H12L14 212L15 213H20L21 211H25L24 214L20 213V215L18 214H13V216L15 215L16 217L20 216L18 219H23V217H25V220L24 222L21 224L20 228H24L26 227V224L27 223H30V225H33L37 222H42L41 220H33V222H27L26 221V218L30 217L32 218L34 215H36L37 213L38 214H45L47 212H50V211H54V210H58L61 207V204H58V203H52V204H46ZM57 205V206H56ZM64 204L62 206H65ZM68 205V204H67ZM102 205V206H101ZM130 207H129V206ZM137 205V206H136ZM141 205V206H140ZM160 205V206H159ZM178 205V206H177ZM180 205V206H179ZM194 205V206H193ZM213 205V207H211ZM235 205V206H234ZM237 205V206H236ZM250 205V206H249ZM4 206V205H3ZM8 205H6V207H4L3 209H7ZM18 206V205H16ZM184 206V207H183ZM186 206V207H185ZM188 206V207H187ZM199 206V207H198ZM203 208H202V207ZM206 206V207H205ZM209 206V207H208ZM1 207V206H0ZM24 207V208H23ZM31 207V208H30ZM45 207V208H44ZM60 207V208H59ZM100 207V208H99ZM134 207V208H133ZM138 207V208H137ZM153 207V208H152ZM155 207V208H154ZM161 207L163 208L161 210ZM170 209H168V208ZM183 207V209H182ZM198 207V210H196ZM223 207V208H222ZM240 207V208H239ZM246 207V208H245ZM257 207V208H255ZM27 208H28V212H27ZM30 208V209H29ZM41 208V210L43 211H40L39 209ZM53 208V209H52ZM64 208V207H63ZM96 208V210H95ZM122 208V209H121ZM137 208V209H135ZM165 208V209H164ZM173 208H175L173 210ZM196 212L198 213V217L199 219L196 218V220L194 221V214H195V210ZM202 208V209H201ZM212 208V209H210ZM219 208V210H218ZM248 208V209H247ZM262 208V209H261ZM26 209V210H25ZM33 209V210H32ZM35 209V210H34ZM130 209V210H129ZM133 209V210H131ZM150 209V210H149ZM168 209V211H167ZM177 209V210H176ZM256 209V211H255ZM1 208H0V213H1ZM99 210V212H97ZM120 210V211H119ZM201 210V211H200ZM211 210V211H210ZM218 210V211H217ZM3 211V210H2ZM13 211V212H12ZM32 211L34 212H37V213H32ZM39 211V212H38ZM118 211V212H116ZM133 212V214H131V212ZM137 211V212H136ZM205 211V212H204ZM207 211V212H206ZM214 211V212H213ZM228 211V212H227ZM32 213V216L29 214V213ZM110 214H109V213ZM129 212V213H128ZM166 212V213H165ZM174 212V213H173ZM194 212V213H193ZM201 214H200V213ZM218 212V213H217ZM220 212V213H219ZM225 212V213H224ZM9 213V212H8ZM27 213L29 214L27 216ZM95 213H96V216H95ZM106 213V214H105ZM117 213V214H116ZM161 213V215H160ZM171 213V214H170ZM242 215H241V214ZM253 213V214H252ZM90 214V215H89ZM94 214V215H93ZM98 214V215H97ZM109 214V215H108ZM168 214V215H167ZM174 214V215H173ZM178 214V215H177ZM192 214V215H191ZM225 214V215H224ZM257 216H256V215ZM1 215V214H0ZM9 215V216H10ZM106 215V216H105ZM131 215V217H130ZM165 215V216H164ZM177 215V216H176ZM191 215V216H190ZM223 215L225 217H223ZM227 215V216H226ZM230 215V216H228ZM23 216V217H22ZM98 216H100L98 218ZM112 217L109 221L111 225H109V223L107 222V218L106 217ZM117 216V218H116ZM129 216V217H128ZM168 216V217H167ZM221 216V217H220ZM250 216V217H249ZM260 216V217H259ZM2 217V215H1ZM11 217V216H10ZM90 217V218H89ZM102 217V218H101ZM125 217H128V218H125ZM175 217V218H174ZM180 217V218H179ZM185 217V218H184ZM191 219H190V218ZM193 217V218H192ZM219 217V219H218ZM223 217V218H222ZM259 217V218H258ZM9 218V217H8ZM107 220H106V219ZM124 218L126 219V221L124 220ZM160 218V219H159ZM168 218V219H167ZM212 220H211V219ZM217 218V219H215ZM225 218H227L228 220H226ZM241 218L243 220H241ZM16 219V218H15ZM101 219H105L106 222L108 223V225H106L107 223L105 222V220H101ZM114 219V220H113ZM128 219V220H129ZM156 219V220H155ZM159 219V220H158ZM162 219V220H161ZM186 219V220H185ZM209 222H208V220ZM224 219L225 221V224H224ZM231 219V221H230ZM249 219V220H248ZM263 219V220H262ZM93 220H97V221H93ZM99 220V222H98ZM158 220V221H157ZM161 220V222H160ZM164 220V221H163ZM169 220V221H168ZM175 220V221H174ZM215 220V221H213ZM216 220H218V224L220 226V229H218V227L216 225H218L216 222ZM220 220V221H219ZM233 220V221H232ZM251 220V221H250ZM26 221V224H24ZM44 221V220H43ZM102 221V222H100ZM113 221V223H112ZM171 221H173V223H171ZM181 221V222H180ZM189 221V222H188ZM211 221V223H210ZM236 221V222H235ZM243 221V222H242ZM246 221H248L247 223H245ZM22 222V221H21ZM89 222V223H88ZM97 222L98 225H95ZM116 222V223H115ZM167 225H166V223ZM175 222V224H174ZM183 222H184V225H183ZM220 222V223H219ZM229 222V223H228ZM262 222V223H261ZM91 223V224H90ZM95 223V224H94ZM106 223V224H105ZM159 223V224H157ZM162 223V224H161ZM170 223V224H169ZM178 223V224H177ZM190 223V224H189ZM192 223V225H191ZM216 223V224H214ZM233 223V224H232ZM240 223V224H238ZM35 224V225H36ZM83 224V226H82ZM89 224V225H88ZM174 224V225H173ZM180 224V225H179ZM206 224V225H205ZM211 224V225H210ZM231 224V225H230ZM237 224V225H235ZM249 224H252V227L251 225L249 226ZM254 224V225H253ZM256 224V225H255ZM262 224V225H261ZM95 225V226H94ZM158 225V226H157ZM186 225H188V228ZM209 225V226H207ZM221 225H223L221 227ZM228 225V226H227ZM248 227H247V226ZM259 225V226H258ZM107 226V227H106ZM112 226V227H111ZM114 226V227H113ZM120 226V227H119ZM148 226V227H147ZM155 226V227H154ZM161 226V227H160ZM164 226V227H163ZM174 226V227H173ZM196 226V227H195ZM216 226V227H215ZM238 226V227H236ZM241 226V227H240ZM262 226V227H261ZM98 227V228H97ZM109 227V228H108ZM173 227V228H171ZM181 229H180V228ZM186 227V228H185ZM192 227V228H191ZM198 227V229H197ZM205 227V228H204ZM213 229H212V228ZM231 227V229H230ZM258 227V228H257ZM85 228V229H83ZM94 228H97V235H95V229ZM156 228V229H155ZM188 228V229H187ZM195 228V229H194ZM204 230H202V229ZM208 228V229H207ZM212 229L214 230L215 232H212V230L209 231V229ZM229 228V229H228ZM234 228V229H233ZM263 228V229H262ZM80 229V230H79ZM88 229V231H87ZM116 229V230H115ZM146 229V230H145ZM151 229V230H150ZM159 229H162L159 231ZM171 229V230H169ZM174 229V230H173ZM180 229V230H179ZM192 229V231H191ZM216 229L219 230V232L217 231L216 232ZM228 229V230H227ZM243 230V232H241ZM248 229V230H247ZM260 231H257L259 230ZM83 230V231H82ZM86 233H85V231ZM94 230V235L93 232L91 233V231ZM138 230V232H137ZM190 230V233H188ZM203 232V234L201 233V231ZM207 230V232H206ZM227 230V231H225ZM231 230V232H229ZM235 230V231H233ZM241 230V231H240ZM79 231V232H78ZM144 231V233H143ZM158 231V232H157ZM175 231V232H174ZM186 231V232H185ZM188 231V232H187ZM198 231V233H197ZM209 231V232H208ZM225 231V232H224ZM246 231H248V233L250 232L251 234H249V238L250 240H248V236L246 233ZM12 232V231H11ZM16 232V233H15ZM13 231L12 233H9V235H0V245H1V241L3 243L4 241V244L2 246H0V264H20L22 261L24 262V260L27 258V259H30L31 257V260L34 259V261H38L40 259H43L44 257V254L46 251H50L51 252V255H52V258L53 259H56L58 257V254L57 252L53 251V248L57 247L58 245V241H57V236H54L52 239H40L39 241V238H38V242L35 241L33 243V246H29L26 244L24 245V247L20 246V248L18 249V235L21 233L20 231L17 232V231ZM108 232V233H107ZM151 232V234L149 233ZM154 232V233H152ZM162 232V233H161ZM174 232V233H173ZM186 236H185V234ZM213 236H212V234ZM221 232V233H220ZM237 232V233H235ZM256 232V233H255ZM258 232V233H257ZM79 233V234H78ZM81 233V234H80ZM84 233V234H83ZM91 234V237L89 234ZM107 233V234H106ZM147 233V234H145ZM164 233V234H163ZM200 233V234H199ZM224 233V234H223ZM229 233V234H228ZM241 235H240V234ZM262 233V234H261ZM8 234V233H7ZM18 234V235H17ZM86 234V235H85ZM140 234V235H139ZM160 234V236H159ZM181 234V235H180ZM188 235L189 238H188ZM206 238H205V236ZM210 234V235H209ZM217 234V235H216ZM218 234H220V236H218ZM16 235V236H15ZM68 235V234H67ZM65 235L63 238L64 239V244H69L70 245V242H72L71 240V237L73 238L74 236H67ZM144 235V236H143ZM146 235V236H145ZM151 235V236H150ZM164 235V236H162ZM169 235V236H171ZM176 235V236H177ZM226 235V237H225ZM230 235V236H228ZM252 235V236H250ZM255 235V236H254ZM90 236V239L88 240L87 238H89ZM95 236V237H94ZM149 236L151 238H149ZM159 238H158V237ZM193 236V237H192ZM200 236V237H199ZM201 236H203V238H201ZM218 236V237H217ZM223 236V237H221ZM245 236V237H243ZM259 236V237H258ZM9 237V238H7ZM13 237V238H12ZM56 237V238H55ZM85 237V238H84ZM87 237V238H86ZM161 237V238H160ZM184 237V238H183ZM195 237V238H194ZM208 237V238H207ZM211 237V238H209ZM221 237V238H220ZM230 239H229V238ZM239 237V238H238ZM84 238V239H83ZM103 238V239H104ZM155 241H153V239ZM171 239H173L174 237L171 236L170 237ZM188 240H187V239ZM191 238V239H190ZM194 240H193V239ZM213 238V239H212ZM234 238V239H233ZM242 238V240H241ZM260 238V239H259ZM56 239V240H55ZM121 239V240H119ZM117 239L119 242L121 243H126L127 242V238L125 237H122V238H119ZM146 239V240H145ZM163 239V240H162ZM170 239V240H171ZM206 239V240H205ZM208 239V240H207ZM210 239V240H209ZM215 239V240H214ZM233 239V240H232ZM246 239V240H245ZM257 239V242L259 241L260 244H258L257 242H255ZM263 239V240H262ZM52 240V241H50ZM116 240V241H117ZM146 242H145V241ZM174 240V239H173ZM185 240V241H184ZM196 240V241H195ZM212 240V241H211ZM222 240V241H221ZM240 240V241H238ZM248 240V241H247ZM8 241V242H7ZM12 241V242H10ZM42 241V243H40ZM48 241V242H47ZM150 241V242H149ZM187 241V242H186ZM207 241V242H205ZM210 243H209V242ZM221 241V242H220ZM229 241V242H228ZM254 241V242H253ZM262 243H261V242ZM7 242V243H6ZM14 242V243H13ZM86 242V241H85ZM86 242V243H87ZM145 242V243H144ZM151 242H153L152 244H155L156 245H152ZM174 242V241H173ZM183 242H186V243H183ZM220 243V244H217V243ZM236 242V243H235ZM246 242V243H245ZM252 242V243H250ZM10 245H7L9 244ZM39 243V244H38ZM48 243V244H47ZM51 243V244H49ZM146 243H149L146 244ZM190 246H187L189 245ZM208 243V244H207ZM230 243V244H229ZM240 243V244H239ZM12 244V245H11ZM35 244V245H34ZM116 244H120V243H117ZM183 244V245H182ZM186 244V246H185ZM212 244V245H211ZM224 245V246H220V245ZM227 244H229L227 246ZM247 244V245H246ZM251 244V246H250ZM254 244V245H253ZM257 244V246L255 245ZM7 245V246H5ZM37 245H39L37 247ZM52 247H51V246ZM215 245V246H214ZM236 245V246H235ZM241 245V246H240ZM244 247H243V246ZM253 245V246H252ZM43 246V247H42ZM49 246V247H48ZM154 246V247H153ZM192 246V247H191ZM249 246V247H247ZM259 247L261 249V251H259L260 249L259 248H256V247ZM26 247V248H25ZM29 247V248H28ZM191 247V248H190ZM199 247H204L203 249L201 248L200 250V253H199ZM219 247V248H218ZM221 247H223L224 249H222ZM227 247V248H226ZM243 247V248H241ZM13 248V249H12ZM22 248V249H21ZM25 248V249H23ZM48 248V249H47ZM188 248V249H187ZM192 249V250H189ZM212 250H211V249ZM241 248V249H240ZM247 248H249L248 250H246ZM5 249V250H4ZM9 249V251H8ZM29 249V250H28ZM46 249V250H45ZM51 249V250H50ZM195 249V250H194ZM216 249V250H215ZM222 249V250H221ZM239 249V250H238ZM252 251H251V250ZM258 249V250H257ZM14 250V251H12ZM25 250V251H24ZM27 250V251H26ZM218 250V251H217ZM236 250V251H235ZM242 250V251H241ZM246 250V251H244ZM263 250V251H262ZM12 251V253H10ZM18 251V252H17ZM22 251V252H21ZM193 252L191 256L189 252ZM197 251V252H196ZM225 251H226V256H224L225 254ZM248 251V252H247ZM251 251V252H250ZM27 252V254H26ZM218 252V254H217ZM221 252V254H220ZM240 252V253H239ZM253 252V253H252ZM262 252V253H261ZM10 253V255H9ZM18 255H17V254ZM22 253V254H21ZM36 255H35V254ZM39 253V254H38ZM143 253V252H142ZM146 253H143V256L145 257L144 254ZM156 253V254H155ZM238 255H236V254ZM248 253V254H246ZM250 253V254H249ZM255 253V254H254ZM261 253V254H260ZM31 254H33L31 256ZM147 255L148 257V260H152L150 259L151 257ZM157 257L155 258V261H154V255ZM188 254V256H187ZM197 254V255H196ZM204 256H203V255ZM209 254V255H208ZM258 254V255H257ZM15 257H14V256ZM30 255V257H29ZM187 256V257H184ZM230 255V256H229ZM241 255V256H240ZM245 257H244V256ZM260 255V256H259ZM75 256H79V253H75ZM195 256V257H194ZM203 256V257H202ZM222 258H220V257ZM231 256L233 258H231ZM259 256V258H258ZM4 257V258H3ZM18 257V261L15 260V258ZM134 257V255L132 256ZM182 257V258H181ZM190 258V259H187V260H190V261H187L186 259L184 258ZM230 257V258H229ZM235 257V258H234ZM239 257V259L237 258ZM255 257V258H254ZM257 257V258H256ZM262 257V259H261ZM12 258H14L12 260ZM20 258V259H19ZM25 258V259H24ZM193 258V260H192ZM194 258H197L198 260L196 261V259ZM201 258H206L208 260H204V259H201ZM247 258V259H246ZM250 258H253V259H250ZM3 259V260H2ZM9 259V260H8ZM219 259V260H218ZM236 259H237V262H236ZM249 259L252 260L251 262H249ZM261 259V260H260ZM6 261V262H2V261ZM9 262H8V261ZM218 260V261H217ZM235 260V261H234ZM242 260H246L245 263L242 261ZM255 260V261H253ZM20 261V262H19ZM86 261L88 262L89 261V258H86ZM159 261V260H158ZM187 261V262H186ZM204 261V262H203ZM208 261V262H207ZM232 261V263H230ZM249 263H248V262ZM15 262V263H13ZM152 262V261H151ZM195 262V263H194ZM210 262V263H209ZM223 262V263H222ZM235 262V263H234ZM257 262V263H256ZM219 263V264H220ZM23 264V263H22Z\"/></svg>",
	"mask_w": 264,
	"mask_h": 264
},
{
	"label": "bare ground",
	"instance_id": "2",
	"mask_svg": "<svg viewBox=\"0 0 264 264\" xmlns=\"http://www.w3.org/2000/svg\"><path fill=\"white\" fill-rule=\"evenodd\" d=\"M71 1V2H70ZM82 1V0H81ZM84 2H85V0H83ZM82 1V2H83ZM88 1H90L91 3H92V1L93 0H88ZM88 1H86V3L88 2ZM105 1V0H104ZM174 1V0H173ZM173 1H171V2H173ZM177 1V0H176ZM191 1H193L194 2V0H191ZM76 3L74 4V0H73V3H72V0H42V3L41 4H36V5H33V4H30L31 3V1L30 0H5V1H2V0H0V60L2 59V60H9L10 61V59L13 57L14 58V55H13V53H12V51L14 50L15 52H16V55H17V53H19V55H20V53L22 54L23 53V55H24V53H25V55L26 54H28L31 58H32V60H31V58H30V60L33 62V61H38V64H36V65H34V66H36V68L37 69H35V68H21L22 70H19V72H17L16 73V77L17 78H20V79H23V78H27L28 79V77H30V75L31 74H33L34 75V77H35V75H37L36 73H42L43 74V71H44V73H45V70L46 71H48L47 69H46V67L42 64V63H44L43 61L45 60L46 61V50H47V48L48 47H51L52 49H50V50H53V48H54V51H56V52H59L60 50H62V52H63V48L62 47H67L66 46V44L68 45V42H69V44H71L70 43V41H69V39H71V37L70 36H72L71 34H73L72 33V29H71V32L69 33V34H67L70 38L68 39V36L66 35V31L67 30H69V28L71 27V26H73V27H75V24H78V26L83 22V21H85V17H84V12H86L85 11V8H86V6H84L86 3H78L79 2V0H77V1H75ZM99 1H97V3H98ZM91 3H88V5L87 6H89ZM108 3V2H107ZM111 3V2H110ZM116 4V2H113V4ZM190 3V2H189ZM118 4V3H117ZM176 4V3H175ZM202 4H204V3H202ZM33 5V6H32ZM94 5V4H93ZM101 5V4H100ZM105 5V4H104ZM110 5V4H109ZM108 5V8H110V6ZM162 5V4H161ZM165 5V4H164ZM168 5V4H167ZM171 5V4H170ZM188 5V4H187ZM102 6V5H101ZM119 6H120V4H119ZM125 6V5H124ZM140 6V5H139ZM176 6H177V4H176ZM201 6H203V5H201ZM205 6H207V4L205 5ZM91 7V6H90ZM90 7H88V8H90ZM99 7V6H98ZM97 7V8H98ZM106 6H104V8H105ZM116 7V6H115ZM138 7V6H137ZM137 7H135L134 6V8H136V10L138 9ZM141 7V6H140ZM160 7V6H159ZM164 7V6H163ZM166 7V6H165ZM171 7V6H170ZM169 7V8H170ZM182 7H183V5H182ZM208 7V6H207ZM102 8V7H101ZM113 8V7H112ZM121 8V7H120ZM142 8V7H141ZM173 8H175V7H173ZM185 8H186V4H185ZM260 7H258V9H259ZM93 9V8H92ZM119 9V8H118ZM117 9V10H118ZM130 9V8H129ZM159 9H161V8H159ZM180 9V8H179ZM184 9V8H183ZM190 9V8H189ZM87 10V9H86ZM91 10V8L88 10V11H90ZM94 10V9H93ZM100 10V9H99ZM98 10V11H99ZM105 10V9H104ZM107 11H108V9H106ZM105 10V11H106ZM154 10V9H153ZM157 10V9H156ZM178 10V9H177ZM187 10V9H186ZM260 10V9H259ZM101 11H103V10H101ZM133 11H135V10H132V13H134ZM142 11V10H141ZM140 11V12H141ZM160 11V10H159ZM168 11V10H167ZM205 11H207V10H205ZM91 12V11H90ZM96 13H97V16H98V12L97 11H95ZM110 12V11H109ZM138 12H139V10H138ZM137 12V13H138ZM174 12V11H173ZM184 12V11H183ZM100 13V12H99ZM136 13V14H137ZM158 13V12H157ZM167 13V12H166ZM89 13H86L85 15H86V17H87V15H88ZM92 14H94V13H92L91 12V15ZM109 14V13H108ZM121 14V13H120ZM141 14V13H140ZM154 14V13H153ZM95 15V14H94ZM99 15H101V14H99ZM138 15V14H137ZM137 15H135V13H134V15H133V17H137ZM169 15H171V14H169ZM88 16H90V15H88ZM91 17H93V16H91ZM100 17V16H99ZM98 17V18H99ZM112 17H114V16H112ZM111 17V18H112ZM165 17L167 18V16L165 15ZM84 18V20H82ZM95 18V17H94ZM104 18V17H103ZM110 18V17H109ZM110 18V19H111ZM116 18V17H115ZM120 18V17H119ZM138 18V17H137ZM153 18V17H152ZM159 18V17H158ZM114 19V18H113ZM122 19H124V18H122ZM129 19V18H128ZM141 19V18H140ZM180 20H181V18H179ZM182 19H183V17H182ZM76 20V22H74ZM81 20H82V22H81ZM98 20V19H97ZM97 20H95L96 22H94V23H97ZM120 20V19H119ZM125 20V19H124ZM132 20V19H131ZM135 20V19H134ZM133 20V21H134ZM139 20V19H138ZM142 20H143V18H142ZM141 20V21H142ZM178 20V19H177ZM87 21H88V19H87ZM86 21V22H87ZM89 21H90V17H89ZM93 21V20H92ZM99 21H102V20H99ZM110 21V20H109ZM108 21V22H109ZM116 21V20H115ZM141 21H140V23H141ZM78 22V23H77ZM79 22H81L80 24H79ZM107 22V23H108ZM129 22H131L130 21V19H129ZM169 22V21H168ZM179 22H184L183 20L182 21H179ZM179 22H177V25H178V23ZM93 23V24H94ZM99 23V22H98ZM116 23H118V22H116ZM120 23V22H119ZM122 23V22H121ZM138 22H136V24H137ZM152 23H155V22H152ZM166 23V22H165ZM90 24V23H89ZM93 24H91V25H93ZM99 25V24H98ZM103 25V24H102ZM105 25V24H104ZM103 25V26H104ZM111 25H113L112 24V22L110 23V26ZM115 25V24H114ZM122 25V24H121ZM139 25V24H138ZM153 25V24H152ZM158 25V24H157ZM181 25V24H180ZM82 26V25H81ZM81 26H79V27H81ZM87 26V25H86ZM95 27L97 26V25H94ZM93 26V27H94ZM108 26V25H107ZM132 26V25H131ZM156 26V25H155ZM92 27V26H91ZM109 27V26H108ZM114 27V26H113ZM117 27H119V26H117ZM122 27H123V25H122ZM127 27H129V26H127ZM126 27V28H127ZM136 26H134L133 28H135ZM72 28V27H71ZM77 28V27H76ZM76 28H74L75 30H76ZM86 28V27H85ZM84 28V29H85ZM88 28H90V26H88ZM88 28H86V29H88ZM104 28H105V26H104ZM112 28V27H111ZM182 28V27H181ZM78 29H81V28H78ZM77 29V30H78ZM83 29V28H82ZM81 29V30H82ZM92 29V28H91ZM99 29V28H98ZM107 29V28H106ZM113 29V28H112ZM119 29V28H118ZM155 29H157V28H155ZM176 29H178V28H176ZM76 30V31H77ZM90 30V29H89ZM115 30V29H114ZM154 30V29H153ZM168 30V29H167ZM171 30H173V29H171ZM70 31V30H69ZM97 31V30H96ZM128 31V30H127ZM152 31V30H151ZM180 31V30H179ZM73 32H74V30H73ZM78 32V31H77ZM98 32V31H97ZM96 32V33H97ZM100 32H101V30H100ZM109 33H110V31H108ZM115 32V31H114ZM134 32H136V30L134 31ZM169 32H171V31H169ZM63 33L65 34V35H63ZM75 33V32H74ZM107 33V32H106ZM120 33H121V31H120ZM125 33V32H124ZM130 33V32H129ZM185 33V32H184ZM183 33V34H184ZM78 34H80V33H77V35ZM112 34V33H111ZM118 34V33H117ZM122 34V33H121ZM131 34V33H130ZM133 34V33H132ZM187 34H190V33H187ZM100 35V34H99ZM104 35H105V33H104ZM120 35V34H119ZM123 35V34H122ZM128 35V34H127ZM167 35H169V44H171V46H172V41L174 40L175 41V39H174V36H173V33H171V35L168 33ZM186 35V34H185ZM75 37H76V35H74ZM79 37H81V35H78ZM95 36V35H94ZM93 36V37H94ZM129 36V35H128ZM131 36V35H130ZM133 36V35H132ZM151 36V35H150ZM157 36V35H156ZM182 36V35H181ZM181 36H179L180 37V39H176L177 41H182V38H181ZM191 36V35H190ZM73 37V36H72ZM87 37V36H86ZM93 37H91V38H93ZM107 37V36H106ZM114 37V36H113ZM117 37L118 36H116V39H117ZM125 37V36H124ZM178 37V38H179ZM82 38H84V37H82ZM104 38H105V36H104ZM132 38V37H131ZM153 38H155L154 36H152V38L151 39H153ZM185 38V37H184ZM183 38V39H184ZM187 38H189V39H193V37L192 38H190V37H187ZM74 39V38H73ZM73 39H72V41H73ZM110 39H112V38H110ZM134 39V38H133ZM188 39V40H189ZM79 40V39H78ZM97 40V39H96ZM100 40H101V38H100ZM108 40V39H107ZM121 40V39H120ZM131 40V39H130ZM185 40V39H184ZM90 41V40H89ZM88 41V43H90ZM99 41V40H98ZM105 41V40H104ZM108 41H110V40H108ZM149 41H151V40H149ZM83 42V41H82ZM92 42V41H91ZM97 42V41H96ZM127 42V41H126ZM183 42V41H182ZM181 42V43H182ZM190 41H188V43H189ZM192 42V41H191ZM162 43V42H161ZM178 43V42H177ZM186 43V42H185ZM188 43H186V44H188ZM50 44H52L53 45V47L52 46H49ZM73 44V43H72ZM77 43L75 42V45H76ZM100 44V43H99ZM101 44H102V42H101ZM108 44V43H107ZM106 44V45H107ZM115 44V43H114ZM125 44V43H124ZM174 44H175V42H174ZM62 45H64V46H62ZM93 45H94V43H93ZM106 45H104V46H106ZM110 45V44H109ZM121 45V44H120ZM130 45V44H129ZM190 45V44H189ZM192 45V44H191ZM73 46V45H72ZM127 46V45H126ZM149 46H150V44H149ZM178 46V45H177ZM176 46V47H177ZM180 46V45H179ZM71 47V46H70ZM75 47V46H74ZM77 47V46H76ZM89 47H90V45H89ZM114 47V46H113ZM182 47V46H181ZM181 47H178V48H181ZM185 47H187V46H185ZM97 48V47H96ZM122 48V47H121ZM191 48V47H190ZM66 49H68V48H65V53H66ZM75 49V48H74ZM106 50H107V48H105ZM111 49V48H110ZM132 49V48H131ZM157 49V48H156ZM162 49V48H161ZM171 49H173V48H171ZM171 49H169L170 51H171ZM184 49V48H183ZM187 49H188V47H187ZM50 50H48V51H50ZM69 50V49H68ZM85 50V49H84ZM83 50V51H84ZM93 50V49H92ZM97 50V49H96ZM176 50H177V48L175 49V51H173V57L176 55H174V53H176ZM179 50V49H178ZM177 50V51H178ZM11 52V54H12V56H11V54H10V52ZM81 51V50H80ZM82 51V53H81V55H80V58H81V56H83V54L84 53H86V54H88L89 52V50L87 49V50H85L84 52ZM95 50H93V52H94ZM99 51V50H98ZM114 51V50H113ZM117 51V50H116ZM123 51V50H122ZM157 51V50H156ZM184 51V50H183ZM9 52V53H8ZM68 52V51H67ZM70 52V51H69ZM74 52V51H73ZM102 52V51H101ZM135 52V51H134ZM158 52H160L159 50H158ZM178 52H180V51H178ZM46 53V54H45ZM49 53V52H48ZM59 53H61V52H59ZM59 53H57V56H58V54ZM157 53V52H156ZM181 53V52H180ZM184 53V52H183ZM49 54H51V53H49ZM52 54H53V52H52ZM51 54V55H52ZM56 54V53H55ZM62 54V53H61ZM75 54V53H74ZM94 54V53H93ZM95 54H98L99 55V52H96ZM121 54V53H120ZM124 54V53H123ZM130 54V53H129ZM149 54V53H148ZM158 54V53H157ZM157 54H155V57H156V55ZM27 55V56H28ZM48 55V54H47ZM89 55V54H88ZM103 55H105L104 53H103ZM109 55V54H108ZM118 55H119V53H118ZM150 55V54H149ZM148 55V56H149ZM184 55V54H183ZM27 56H25V57H27ZM64 56H66V55H64ZM94 56V55H93ZM110 56V55H109ZM147 56V55H146ZM19 57H21V56H19ZM23 57V56H22ZM53 57H54V55H53ZM67 57V56H66ZM69 57V56H68ZM92 57V56H91ZM101 57V56H100ZM125 57V56H124ZM145 57V56H144ZM150 57V56H149ZM158 57H160V55L158 54ZM157 57V58H158ZM173 57H171V58H173ZM48 58H49V56H48ZM56 58V57H55ZM55 58H54V60H55ZM62 58H65V57H62ZM79 58V59H80ZM94 58H97V57H93V62H95V59ZM119 58H120V56H119ZM127 58V57H126ZM141 58V57H140ZM156 58V59H157ZM165 58V57H164ZM167 58V57H166ZM16 59V58H15ZM76 59V58H75ZM88 59H90V58H87L86 60L88 61ZM98 59H99V57H98ZM98 59H96V60H98ZM101 59V58H100ZM108 59H110V57H108ZM114 59V58H113ZM148 59V58H147ZM150 59V58H149ZM161 59H163V57L161 58ZM176 59H178V58H176ZM18 60H22V58L21 59H18ZM28 60V61H27ZM27 62H29V59L27 58ZM48 60L49 59H47V62H48ZM51 60V59H50ZM60 60H62L63 61V59H61L60 58ZM59 60V62L61 63L62 61H60ZM69 60V59H68ZM71 60V59H70ZM69 60V61H70ZM91 60V59H90ZM89 60V61H90ZM111 60H112V58H111ZM120 60V59H119ZM158 61L160 60V58H158L157 59ZM23 61V60H22ZM21 61V62H22ZM81 61H83V60H81ZM81 61H79V62H81ZM87 61H86V64L84 63V65H87L88 63H87ZM101 61V60H100ZM105 61V60H104ZM133 61V60H132ZM151 61V60H150ZM153 61V60H152ZM3 62H6V61H3ZM11 62V61H10ZM40 62V63H39ZM74 62V64H75V61H73ZM91 62V61H90ZM115 62V61H114ZM113 62V63H114ZM130 62V61H129ZM148 62V61H147ZM173 62H175V61H173ZM177 62V61H176ZM180 62V61H179ZM178 62V63H179ZM60 63H55L56 64V67H54L53 68V70H51V73L53 72L54 73V75L55 76H53V78H52V80L53 79H56L55 80V82H54V86H53V88H50V90L49 91H47V93H45V94H43L44 93V91H43V89L42 90H38V92H37V95L38 94H40L42 91V93L41 94H43V95H41V96H39L37 99L39 100H42L41 98H43L42 96H44V100H42V101H40L39 102V104L37 103V107L39 108V109H41L42 108V110H43V108H45L44 106H48V107H50L51 108V111H52V107H53V105L56 103V104H58L59 103V105L60 106H62L63 107V109H61V110H67L68 111V113L71 111L72 112V115H73V119L74 120H76V122H74V124L72 125V129H74V131H73V133H74V136H76V138H75V140H78L77 142H78V145H77V142H75V140H73V142H75L76 144H75V146H76V149L74 150L73 148H75L74 147V143L72 142L71 144L73 145H71V148H70V150H69V148L67 147H63L62 146V144L61 143H58L57 141H56V143H54V139H53V136H54V131L53 130H51V129H49L48 128V126H46V124H45V126H46V128H48V129H44V130H42V131H40V133H41V135L39 134V136L40 137H38V138H41L40 139V141L38 142V143H35V144H28L27 142L25 143V142H23L22 143V141H25V139L24 140H22L20 143H22V144H20V143H18V140H17V135H16V137H15V139L17 140L16 142L14 141L13 143H16L15 145L13 144H11L10 146H11V149H10V151L9 152H3V151H7V150H9V149H6V150H4L5 148H3V149H1L0 148V151L2 150V153H4L2 156H1V152H0V189H1V187L3 186H5V185H7L8 186V190H6V189H4V190H6V191H0V208L3 210H1V215H2V217H1V215H0V235H9V233H12L13 231L15 232V231H17V232H21L19 235H18V249L20 248V246H22V247H24V245L26 244V243H28V244H26V246L27 245H29V246H33V243L35 242V241H37L38 242V238H39V241H40V239L42 240V239H46L47 240V238L48 239H52L54 236H57V241H58V245H57V247H55V248H53V251H55V252H57V254H58V257L56 258V259H53L52 258V255H51V252L49 251H46L45 252V254H44V257H43V259H40V260H38V261H34V259L33 260H31V257H30V255H29V257H30V259H25L24 260V262L22 261L20 264H184L185 263V260H184V263H182L181 262V259H180V256H179V254H181V250H182V248H183V246H182V248L180 247V245H181V243H179V242H182V241H179V242H177V240H176V238L175 237H181V236H178L177 234H179V233H177V234H175V236L174 235H171V233L170 232H167V239H168V241H166V240H164V244H163V248H161V249H159V245H158V250H156L158 253H157V255H158V260H157V262H154L153 263V259H152V257H151V254H150V256L149 257H151L150 259H152L151 261L150 260H148V256L147 255H149L148 253H146V252H148L150 249H152L151 247L149 248V250H147L146 248H144L143 246H142V244L139 242V243H134L133 241H132V236H136L137 234H135L134 233V231L136 230V229H139L140 227H143V226H146V225H149L150 223L152 224L153 222H154V217L156 216V215H154L155 213H159V210H158V208H156L157 209V212H155L154 213V210H153V213H151V211L149 212L148 210H147V208H145V209H139V211H138V214L136 215V216H134L135 218H128V217H125V218H128L127 219V221H126V219L124 218V220L126 221V222H123L122 221V218L124 217V214H126L127 212H125V211H127V206H126V204L124 205L125 206V208H121L122 209V211H120V212H122V213H120V214H117V216L119 215V217H118V219H113L114 221H116V220H119V221H116V222H118V223H120V221H122V226H121V229L118 231V232H115V233H113V234H111L112 232H110V238H107L108 240H106V238H104L103 236H102V238L101 237H99V238H97V236L93 239V241H88L87 242V240H85V241H81L82 240V237H81V235L79 236V235H73V234H71V232H72V230L74 229L75 230V228L78 230V228L77 227H79L80 229H82V227H80L81 226V223H83L82 221H84L85 222V215H87L89 212L86 210V212H85V210H84V212H82V210H83V208H90L91 206H92V208L94 209V207H93V205H95L96 206V203H99L98 202V200L97 199H100L99 201H101V198H102V200L105 198V196H106V194H105V196H104V193H108V192H111L112 190L111 189H113V188H111L113 185L115 186V184L118 182H120L118 179H123V177L122 176H117V181H116V183H113L111 186L108 184V181L107 182H105V184H103L104 183V181H106V179H103V180H99V178H97L96 180H95V182L96 183H98V184H91V182H90V174L92 173V171H93V168H92V166L94 165V164H96V163H98V161H100V159H108V158H110V157H113L114 158V164H113V167L111 168V169H108V170H106V171H118L119 169H121V166L122 165H126L128 162H131V163H136V161L138 162V161H140L139 160V157H140V151H139V149H138V146H137V144L139 143V141H143L144 139H143V134H146V133H148L149 134V132H147V130H143V128H146V126H144L142 123H143V121L144 120H146V119H144V118H146V115H147V113H149V112H147V108L149 107L148 105V103L150 102L149 100L146 102V100L144 99V97L142 98V93L141 94H139L140 92H142V89H144V87L141 89V90H139L140 92H138V88H137V90H135L134 91V95L135 96H137V99L136 100H134L135 101V103L137 104V108L138 109H135L136 110V114L137 113H140V114H138V118L136 119V121L133 123V124H131V125H127V126H125L124 128H126V130L125 131H123L124 129L122 128V124L120 123L121 122V119L124 117V112H121V110L120 111H116V109L117 108H124L125 107V105H124V103L122 104H118V103H116L115 104V106L113 107V108H111V110L112 111H110V107H108V103H107V100L105 101L106 103H107V108L109 109V110H107V108L105 107L104 109H103V112H102V110H101V108L105 105V103H104V99L102 100V97H101V99H100V101L102 100L103 101V103H104V105H102L103 103L102 102H99V99H98V97L101 95L100 93V95L98 94V90H97V95H99V96H97V99H98V105H99V103H101V106L99 105V110H100V114H98V115H95V114H93V113H95V112H93V111H97L98 110V108H97V100L95 99V103H96V105L94 104V106H96V108L94 107V106H92L93 104L91 103V104H89L90 102H88V99H92V98H94V96L93 97H89V94H88V96H86L87 94L86 93H88L89 91L90 92H92L93 93V91L95 92V88H97V87H101L102 85H99L98 86V82H100L99 80H97L96 78H94V71H96L94 68H92V64L90 63V64H88L87 66H84V65H82L83 67H81L80 65L81 64H77V65H79L81 68H77L78 69V74H77V70H76V73L74 72V74H77V76H76V78H75V80L74 81H72L71 82V80H73V79H70V81H69V76H71V73H70V75H67L68 77H67V79H68V81L67 80H65L64 81V79H65V74L63 75L62 74V71H63V69L61 70V67L62 66H64L63 68H67L68 66H66L65 67V63H63V65H62V63H61V65H59ZM83 63V62H82ZM107 63V62H106ZM106 63H104V65L106 64ZM125 63V62H124ZM149 63V62H148ZM157 63V62H156ZM166 63V62H165ZM168 63H169V61H168ZM168 63L166 64V65H168ZM177 63V64H178ZM186 63V62H185ZM6 64V63H5ZM26 64V63H25ZM109 63H107V65H108ZM116 64V63H115ZM129 64V63H128ZM140 64V63H139ZM170 64V63H169ZM176 64V63H175ZM181 64V62L179 63V65ZM188 64V63H187ZM12 65V64H11ZM33 65H31V66H33ZM45 65H46V63H45ZM96 65V64H95ZM100 65V64H99ZM113 65V64H112ZM130 65H131V63H130ZM133 65V64H132ZM9 66H10V64H9ZM15 66V65H14ZM19 66V65H18ZM97 66V65H96ZM116 66V65H115ZM171 66V65H170ZM178 66V65H177ZM186 66V65H185ZM184 66V67H185ZM188 66V65H187ZM15 67H17V65L15 66ZM21 67H23V66H21ZM27 67V66H26ZM53 67V66H52ZM140 67V66H139ZM152 67V66H151ZM166 67V66H165ZM253 67V66H252ZM256 66H254V69H258L257 67L255 68ZM14 68V67H13ZM13 68H10L11 70L13 69ZM18 68V67H17ZM70 68V67H69ZM72 68H75V65L72 67ZM103 68V67H102ZM104 68H106V67H104ZM109 68V67H108ZM112 68V67H111ZM114 68H116V67H114ZM124 68V67H123ZM134 68V67H133ZM141 68V67H140ZM170 68V67H169ZM3 69V68H2ZM8 69H9V67H8ZM68 69V68H67ZM98 69V68H97ZM1 70V69H0ZM14 70V69H13ZM69 70V69H68ZM104 70V69H103ZM106 70H109V69H106ZM105 70V71H106ZM149 70H150V68H149ZM187 70H190V69H187ZM253 70V69H252ZM73 71V70H72ZM114 71V70H113ZM133 71V70H132ZM153 71V70H152ZM254 71V70H253ZM255 71H257V70H255ZM15 72H16V70H15ZM49 73H50V71H48ZM97 72V71H96ZM95 72V73H96ZM103 72V71H102ZM118 72V71H117ZM120 72V71H119ZM154 72H155V70H154ZM153 72V73H154ZM258 72H260V74L258 73ZM50 73V74H51ZM100 73V72H99ZM105 73V72H104ZM110 73V72H109ZM161 73H162V71H161ZM13 74H15V73H13ZM12 74V75H13ZM41 74V75H42ZM46 74V73H45ZM49 74V75H50ZM107 74V73H106ZM113 74V73H112ZM115 74H116V72H115ZM124 74V73H123ZM140 74V73H139ZM160 74V73H159ZM8 75V74H7ZM6 75V76H7ZM47 75V74H46ZM48 75V76H49ZM101 75H102V73H101ZM108 75V74H107ZM5 76V75H4ZM4 76H2V77H4ZM14 76V75H13ZM19 76V77H18ZM32 76V75H31ZM74 76V75H73ZM98 76V75H97ZM105 76V75H104ZM114 76V75H113ZM116 76V75H115ZM122 76H124V75H122ZM129 76V75H128ZM141 76V75H140ZM143 76V75H142ZM141 76V77H142ZM155 76V75H154ZM159 76V75H158ZM256 76L258 77V78H256L257 79V82H258V89H256V90H252L251 89V86H249L248 88H247V91H249V93H250V97H248V98H246L247 99V106H248V109L245 111V112H243L242 114H239V115H234V116H232V118H231V121H232V123H233V125L231 126V127H229L227 130L228 131H231L232 133H231V135L229 134L228 135V138H225V137H222V135L224 136V134H225V132L223 131V133L224 134H222V135H220L219 137H220V139L216 142V143H214V144H212V145H214V147L213 146H209L210 147V149H211V147H213L212 149H214V154L215 155H218V154H222L223 153V150L224 149H226V146L228 147V145L230 146V144L232 143L233 144V140H234V137H242V139H244V142L242 143V144H244V148L247 150V151H251L254 147H256V149L258 150V152H263L262 154L260 153V155H262L263 157H264V149L262 148L263 147V141H262V139H263V136L262 135H264V134H260V131L261 130H259V127H262V126H259L258 127V125H257V122L258 121H260L259 120V116L261 115L260 113L262 112H260L259 114L260 115H258V112L256 111L255 112V110H254V108L257 106V108H255V109H257V110H260V107H261V104L264 102V78H262V71L259 69L257 72H256ZM1 77V78H2ZM33 77V78H34ZM41 77V76H40ZM43 77L45 78V76L43 75ZM52 76H49V79L51 78ZM72 77V76H71ZM102 77V76H101ZM111 78H112V75L110 76ZM126 77H127V75H126ZM132 77V76H131ZM141 77H138V78H141ZM182 77V76H181ZM104 77H102V79H103ZM109 78V77H108ZM152 78V77H151ZM5 79L6 78H4V79H2V81L4 80V84L6 83L5 82ZM12 80H14V78H11ZM11 79H10V81H11ZM16 79V78H15ZM19 79V80H20ZM26 79V80H27ZM29 79H31V78H29ZM95 79L97 80V82L95 81ZM127 79H128V77H127ZM145 79V78H144ZM147 79H149V78H147ZM155 79V78H154ZM170 79V78H169ZM8 80H9V78H8ZM25 80V79H24ZM39 81H41L42 80V77H41V80L40 79H38ZM44 80V79H43ZM46 80V79H45ZM146 80V79H145ZM152 80V79H151ZM166 79H164V81H165ZM168 80V79H167ZM1 81V80H0ZM1 81V82H2ZM9 81V82H10ZM21 81V80H20ZM116 81V80H115ZM139 81V80H138ZM142 81V80H141ZM141 81H139L138 83L140 84V82ZM161 81H163V80H161ZM169 81H173V80H169ZM15 82H17V84L19 83L18 81H15ZM27 82V81H26ZM25 81H23V84L24 83H26ZM42 83H43V81H41ZM40 82V84H41V87L43 88V84ZM106 82V81H105ZM114 82V81H113ZM135 82V81H134ZM133 82V83H134ZM137 82V81H136ZM142 82H144V81H142ZM148 82V80L146 81V83ZM32 83V82H31ZM46 83V82H45ZM101 83V82H100ZM108 83V82H107ZM138 83H136V84H138ZM149 83V82H148ZM168 83V82H167ZM3 84V83H2ZM3 84V85H4ZM13 84V83H12ZM39 84V83H38ZM102 84V83H101ZM108 84H110V83H108ZM116 84V83H115ZM128 84V83H127ZM170 84V83H169ZM2 85V86H3ZM9 85V84H8ZM29 85H30V83H29ZM28 85V86H29ZM107 85V84H106ZM113 85H114V83H113ZM113 85H110V86H112V88H113ZM142 85V84H141ZM150 85H151V83H150ZM165 85H166V83H165ZM5 86H6V84H5ZM15 86V85H14ZM13 86V87H14ZM21 86H23V85H21ZM35 85H33V87H34ZM103 86H105V84H103ZM146 86V85H145ZM0 87H1V83H0ZM39 87V86H38ZM38 87H36V90H37V88ZM106 87V86H105ZM104 87V88H105ZM108 87H109V85L107 86V89H108ZM140 87H142V86H140ZM147 87H148V85H147ZM152 87V86H151ZM150 87V88H151ZM154 87V86H153ZM6 87H3V89H5ZM10 88V87H9ZM12 88V87H11ZM10 88V89H11ZM21 88V87H20ZM49 88V87H48ZM103 88V87H102ZM1 89V88H0ZM7 89V88H6ZM27 89H28V87H27ZM30 89V88H29ZM41 89V88H40ZM98 89V88H97ZM107 89H104L103 91H105V90H107ZM114 89H116V88H114ZM133 89V88H132ZM146 89V88H145ZM147 89H149V88H147ZM171 86L169 85L168 86V89H167V91L166 90H162V91H164V93H162V95H161V97L162 98H160V99H164L165 100V103H170L171 104V102L174 104V105H176V104H179V102L177 101V97H176V95H173V92L171 91ZM8 90V89H7ZM6 90V91H7ZM12 90H13V88H12ZM46 90V89H45ZM99 90H101L100 88H99ZM109 90V89H108ZM123 90V89H122ZM126 90V89H125ZM151 90V89H150ZM175 90V89H174ZM3 91V90H2ZM9 91V90H8ZM30 91V90H29ZM34 91V90H33ZM88 91V92H87ZM144 91V90H143ZM146 91H148L149 92V90H146ZM152 91H153V89H152ZM151 91V92H152ZM19 92V91H18ZM49 92V93H48ZM89 92V93H90ZM99 92H102V91H99ZM106 92H111V91H106ZM122 92V91H121ZM145 92V91H144ZM144 92H143V94H144ZM167 94H166V93ZM1 93V92H0ZM4 93H5V91H4ZM11 93V92H10ZM22 93V92H21ZM24 93V92H23ZM28 93V92H27ZM92 93H90V95L92 94ZM125 93V92H124ZM146 93V92H145ZM3 94V93H2ZM14 94V93H13ZM15 94H16V92H15ZM32 94H33V92H32ZM31 94V95H32ZM47 94H49L47 97H46V95ZM85 94V95H84ZM95 93H93V95H94ZM103 94V93H102ZM123 94V93H122ZM121 94V95H122ZM157 94H158V92H157ZM4 95V94H3ZM29 95V94H28ZM36 95V96H37ZM117 95V94H116ZM149 95V94H148ZM155 95V94H154ZM177 95H178V93H177ZM1 96V95H0ZM19 96V95H18ZM23 96V95H22ZM92 96V95H91ZM158 96V95H157ZM164 96H166L165 98H164ZM9 97V96H8ZM16 97H17V95H16ZM25 97H26V95H25ZM25 97H24V99H25ZM28 97V96H27ZM41 97V98H40ZM45 97H46V99H45ZM150 97H152V96H150ZM159 97V96H158ZM1 98H2V96H1ZM5 98V97H4ZM34 98V97H33ZM100 98V97H99ZM105 98V97H104ZM154 98V97H153ZM152 98V99H153ZM155 98H156V96H155ZM23 99V98H22ZM28 99V98H27ZM30 99H31V97H30ZM119 99V98H118ZM7 100H8V98L5 100V102H7ZM15 100V99H14ZM94 100V99H93ZM109 100V99H108ZM151 100V99H150ZM154 100V99H153ZM152 100V101H153ZM163 100V101H164ZM166 100H167V102H166ZM18 101V100H17ZM24 101V100H23ZM22 101V102H23ZM137 101V102H136ZM1 102H3V101H1ZM16 102V101H15ZM20 102H21V100H20ZM25 102V101H24ZM23 102V103H24ZM31 102V101H30ZM86 102H88V106H86V107H82V108H80L82 105L84 106V105H86L85 103ZM127 102V101H126ZM154 102V104H156L155 103V101H153ZM159 102V101H158ZM157 102V103H158ZM27 103V102H26ZM32 103V102H31ZM112 103H114V102H112ZM147 103V104H146ZM151 103V102H150ZM165 103H164V105H165ZM13 105L15 104L16 105V103H12ZM30 104V103H29ZM55 104V105H56ZM135 104V105H136ZM168 104H166L167 105V107L169 106ZM35 105V104H34ZM39 105V106H38ZM51 105H52V107H51ZM55 105H54V108H56L55 107ZM59 105H57V106H59ZM89 105H91L92 107H90ZM159 105V104H158ZM164 105H163V107H164ZM165 105V106H166ZM3 106V105H2ZM18 106H20L19 105V102H18ZM33 106V105H32ZM112 106H113V104H112ZM153 105H151V107H152ZM154 106H156V105H154ZM153 106V107H154ZM177 106V105H176ZM10 107V106H9ZM14 107V106H13ZM17 107V106H16ZM22 107H23V104H22ZM26 107H28V106H26ZM45 108V109H49V108ZM62 107H60V108H62ZM152 107V108H153ZM174 107V106H173ZM21 108V107H20ZM32 108H34V106L32 107ZM31 108V109H32ZM53 108V110L55 111V109ZM59 108V107H58ZM58 108L56 109V112L58 111ZM59 108V109H60ZM133 108V107H132ZM135 108H136V106H135ZM152 108H150V109H152ZM156 108V110L158 109V108H161V107H159L158 106V108L157 107H155ZM170 108V107H169ZM176 108V107H175ZM177 108H179V107H177ZM259 108V109H258ZM2 109V108H1ZM8 109V108H7ZM10 109H12V107L10 108ZM18 109V108H17ZM22 109H24V108H22ZM26 109H28V108H26ZM25 109V110H26ZM36 109V108H35ZM75 109H77V110H75ZM142 109L143 110H145V112L144 111H142ZM150 109H148V110H150ZM162 109V108H161ZM3 110V109H2ZM41 110V111H42ZM104 110H107V111H109V112H107V111H104ZM124 110V109H123ZM153 110H155V109H153ZM5 111V110H4ZM8 111V110H7ZM7 111H5V112H7ZM24 111V110H23ZM31 110H29V112H30ZM34 111V110H33ZM46 110H43L42 112H45ZM60 111V110H59ZM67 111L66 112H64L63 114L65 115V113H67ZM132 111H133V109H132ZM170 111H171V109H170ZM38 112V111H37ZM41 112V113H42ZM50 112V111H49ZM70 112V113H71ZM98 112V111H97ZM97 112H96V114H97ZM106 112V113H105ZM135 112V111H134ZM144 112V113H143ZM153 112V111H152ZM31 113H32V111H31ZM31 113H28V114H31ZM39 113H40V111H39ZM46 113V112H45ZM54 113V112H53ZM58 113V116H60L61 114H62V112L60 111V112H57ZM59 113H60V115H59ZM101 113H102V115H103V113L104 114H106V115H108V118L105 116V118L106 119H103L104 117H102V119L104 120V122H103V120L101 121V123H97V124H94L93 123V121L95 122V119L96 120H100L101 118ZM146 113V114H145ZM158 113V112H157ZM166 113H168V111H166ZM171 113H173V112H171ZM264 113V112H263ZM262 113V114H263ZM2 114H3V112H2ZM22 114H26V113H22ZM33 114V113H32ZM44 114V113H43ZM48 114V113H47ZM142 114V115H141ZM149 114H151V113H149ZM153 114H156V113H153ZM152 114V115H153ZM6 115V114H5ZM50 115V113L48 114V116ZM55 116H56V114H54ZM67 115V114H66ZM92 115H94V116H98V118H95L94 119V116H92ZM99 115H100V117H99ZM170 115V114H169ZM8 116H10V115H7L6 117H8ZM26 116V115H25ZM29 116V115H28ZM34 116V115H33ZM35 116H37V115H35ZM45 116V115H44ZM44 116H43V118H44ZM47 116V117H48ZM142 116H144V117H142ZM149 116V115H148ZM166 116H168V115H166ZM264 116V115H263ZM263 116H261V118L263 117ZM1 117V116H0ZM2 117H4V114H3V116ZM15 117V116H14ZM18 117V116H17ZM46 117V118H47ZM64 116L62 115L61 116V118H63ZM92 117H93V119H92ZM35 118H37V117H35ZM56 118H57V116H56ZM260 118V119H261ZM264 118V117H263ZM3 119V118H2ZM6 119V118H5ZM4 119V120H5ZM9 119V118H8ZM20 119V118H19ZM22 119V118H21ZM33 119V118H32ZM38 119H39V117H38ZM50 119V118H49ZM53 119V118H52ZM60 119V118H59ZM63 119H65V118H63ZM157 119V118H156ZM27 120V119H26ZM40 120V119H39ZM48 120V119H47ZM46 120V121H47ZM58 120V119H57ZM61 120V119H60ZM60 120H58V121H60ZM168 120H170V119H168ZM50 121H52L51 119L49 120V122ZM53 121H55V120H53ZM57 121V122H58ZM166 121V120H165ZM22 122V121H21ZM26 122H28V121H26ZM30 122V121H29ZM32 122H33V120H32ZM97 122V121H96ZM169 122V121H168ZM1 123V122H0ZM17 124H18V122H16ZM16 123H15V125H16ZM23 123V122H22ZM51 123V122H50ZM54 123V122H53ZM62 123V122H61ZM167 123V122H166ZM262 123V122H261ZM27 124V123H26ZM41 124V123H40ZM57 124H59V123H57ZM62 124H64V123H62ZM66 124V123H65ZM67 124H69L70 126H71V124H70V122L68 121V123ZM169 124V123H168ZM29 125H31V124H29ZM35 125V124H34ZM47 125H48V122H47ZM51 125H54V124H52L51 123ZM51 125L49 126V127H51ZM152 125V124H151ZM156 125V124H155ZM170 125V124H169ZM12 126V125H11ZM23 126V125H22ZM21 126V127H22ZM32 126V125H31ZM30 126V127H31ZM63 127H64V125H62ZM148 126V125H147ZM17 127H19L18 125H17ZM54 127L55 126H53V129H54ZM57 128V130L56 131H58L59 129H58V126H56ZM159 127V126H158ZM160 127H161V125H160ZM166 127H171V126H167L166 125ZM12 128H13V126H12ZM11 128V129H12ZM15 129H16V126L14 127ZM25 128V127H24ZM36 128V127H35ZM20 129V128H19ZM23 129V128H22ZM21 129V130H22ZM33 129V128H32ZM66 129H68V128H66ZM9 130V129H8ZM24 130V129H23ZM23 130H22V132H23ZM30 130V129H29ZM69 130V129H68ZM71 130V129H70ZM160 130V129H159ZM162 130H164V129H162ZM14 131V130H13ZM16 131L18 132L19 130H17L16 129ZM25 131V130H24ZM61 131H63L62 129H61ZM123 132V134L124 135H128V136H132V137H135L136 139H138V141H135L134 143H130V142H128V143H126V144H119V143H117V145L115 146V147H112V145H111V140L115 137V139H118V137H119V135H120V133L119 132ZM151 131V130H150ZM226 131V130H225ZM9 132V131H8ZM10 132H12L11 130H10ZM21 132V131H20ZM19 132V135L22 133H20ZM28 132V131H27ZM26 132V133H27ZM59 132H60V130H59ZM59 132H57V133H59ZM64 132V131H63ZM7 133V132H6ZM6 133H4V134H6ZM13 133V132H12ZM29 133V132H28ZM27 133V134H28ZM30 133H31V131H30ZM56 133V134H57ZM137 133H141V135H139V134H137ZM152 133H153V131H152ZM160 133H161V131H160ZM222 133V132H221ZM230 133V132H229ZM262 133V132H261ZM25 134V133H24ZM55 134V137L57 138V137H59L58 135H60V134H58V135H56ZM62 134V133H61ZM150 134H151V132H150ZM9 135V134H8ZM31 135V134H30ZM33 135V134H32ZM31 135V137H34V136H32ZM34 135H36V134H34ZM69 135V134H68ZM70 135H72V134H70ZM143 135V136H142ZM147 135V134H146ZM154 135V134H153ZM11 136V135H10ZM13 136V135H12ZM14 136H15V134H14ZM13 136V137H14ZM21 136H23V137H21V138H24V135H22L21 134ZM37 136V135H36ZM36 136L34 137L35 139H36ZM183 136V135H182ZM227 136V135H226ZM5 137V136H4ZM26 137V136H25ZM30 136H29V138H31ZM62 136H60V140H62V138H61ZM65 137H67V136H65ZM149 137V136H148ZM151 137V136H150ZM149 137V138H150ZM222 137V138H221ZM6 138V137H5ZM8 138V137H7ZM37 138V139H38ZM69 138V136L66 138V139H68ZM211 138V137H210ZM238 138V139H239ZM13 139V138H12ZM11 139V140H12ZM54 141H53V140ZM58 139V138H57ZM66 139H65V141H66ZM235 139H237V138H235ZM1 140V139H0ZM5 140V139H4ZM3 140V142H5ZM8 140V139H7ZM6 140V141H7ZM14 140V139H13ZM21 140V139H20ZM28 140V139H27ZM26 140V141H27ZM39 140V139H38ZM50 140H52L53 141V143H51L50 145H49V143L50 142H52V141H50ZM69 140H70V138H69ZM162 140H163V138H162ZM184 140V139H183ZM29 141V140H28ZM63 141V140H62ZM159 140H157V142H158ZM237 141V140H236ZM242 141V140H241ZM1 142H2V140H1ZM2 142V143H3ZM10 141L8 140V143H9ZM30 142V141H29ZM33 142V141H32ZM70 143V141H68L67 140V143ZM152 142V141H151ZM171 142H173V141H171ZM181 142V141H180ZM211 142V141H210ZM7 143V142H6ZM5 143V144H6ZM7 143V144H8ZM47 143H48V145H47ZM62 143H64V141L62 142ZM69 143L67 144V145H69ZM153 143V142H152ZM230 143V144H229ZM6 144V145H7ZM66 143H64L63 145H65ZM150 144V143H149ZM211 144V143H210ZM210 144H208V145H210ZM228 144V145H227ZM234 144H235V142H234ZM236 144H238V143H236ZM240 144V143H239ZM238 144V145H239ZM6 145H4L3 144V146H6ZM138 145H140V144H138ZM146 145V144H145ZM158 145V144H157ZM182 145H184V144H182ZM181 145V146H182ZM241 145V144H240ZM12 146H13V148H12ZM0 147H2V146H0ZM150 147V146H149ZM148 147V148H149ZM154 147V146H153ZM153 147H152V149H153ZM156 147V146H155ZM158 147V146H157ZM156 147V149H160V148H157ZM163 147V146H162ZM177 147V146H176ZM183 147V146H182ZM253 147V148H252ZM111 148V152H109L108 151V149H110ZM147 148V147H146ZM181 148V147H180ZM187 148V147H186ZM191 148V147H190ZM229 148V147H228ZM162 149V148H161ZM160 149V150H161ZM179 149V148H178ZM188 149V148H187ZM209 149V150H210ZM240 149V148H239ZM255 149V148H254ZM255 149V150H256ZM61 150H63L64 152L65 151H71V153H73V157H75V158H77V159H74L73 157H71V155L72 154H66V153H62L61 152V154H63V156H68V158H66V157H64L65 159H67V160H63L62 158H60V159H62V160H57V154L59 155V156H61L60 155V153H58L59 151H61ZM174 150V149H173ZM173 150H171V152H174ZM191 150V149H190ZM85 151V152H84ZM139 151V152H138ZM155 151H157V150H155ZM159 151V150H158ZM167 151V150H166ZM184 151V150H183ZM182 151V152H183ZM208 151V150H207ZM211 151H213V150H211ZM211 151H209L210 152V154H211ZM80 152H84V153H86V156L84 155V157H82L83 155H81L80 154ZM154 152V151H153ZM170 152V153H171ZM180 152H181V150H180ZM187 153H188V151H186ZM191 152H192V150H191ZM190 152V153H191ZM222 152V153H221ZM256 152V151H255ZM68 153H70V152H68ZM155 153V152H154ZM178 153V152H177ZM184 153V152H183ZM186 153V154H187ZM189 153V154H190ZM193 153V152H192ZM228 153V152H227ZM239 153V152H238ZM66 154V155H65ZM78 154H80L81 155V157L83 158V161L82 160H80V159H78L79 158V156L80 155H78ZM168 154V153H167ZM175 154V153H174ZM228 154H230V153H228ZM244 154V153H243ZM250 154V153H249ZM251 154H253V153H251ZM259 154V153H258ZM254 155V156H259V155ZM26 155H30L31 157H33V158H28L29 156H27L26 158H24V156H26ZM128 155H130V157L128 156ZM159 155V154H158ZM162 155V154H161ZM166 155V154H165ZM170 155V154H169ZM177 155V154H176ZM176 155H174V156H176ZM193 156H194V154H192ZM192 155H190V156H192ZM208 156H209V154H207ZM215 155H212V157L213 156H215ZM225 155V154H224ZM223 155V156H224ZM70 156V157H69ZM78 156V157H77ZM170 156H173V154H171ZM184 156H186V155H184ZM189 156V157H190ZM62 157V156H61ZM119 157H122V158H120L121 159V162H118L117 161V159L119 158ZM180 157V156H179ZM186 157H188V156H186ZM188 157V158H189ZM216 157V156H215ZM219 157V156H218ZM225 157V156H224ZM262 157V158H263ZM70 158H73V159H70ZM160 158H162V157H160ZM174 158V160L173 161H176L175 159V157H173ZM182 158H183V155H182ZM188 158L186 159V160H188ZM194 158V157H193ZM58 159H59V157H58ZM123 159V160H122ZM184 159V161H185V157L183 158ZM190 159H192V157L190 158ZM245 159H246V157H245ZM257 159V158H256ZM255 159V160H256ZM259 159V158H258ZM72 160V161H71ZM74 160H78V161H80V162H82L81 164H79V162L77 163V161H75V163H77L76 165L77 166H75V163L73 164L72 162L74 161ZM161 160V159H160ZM170 160H171V158H170ZM180 161L179 162H181V163H183L182 161H181V159H179ZM209 160V159H208ZM221 160V159H220ZM261 160V159H260ZM35 161V162H34ZM135 161V162H134ZM195 161V160H194ZM207 161V160H206ZM206 161H205V163H206ZM241 161V160H240ZM246 161V160H245ZM254 161V160H253ZM262 161V160H261ZM141 162V161H140ZM140 162L139 163H136L137 165H136V167L138 168H140V166H139V164H140ZM149 162H151V161H149ZM191 162V161H190ZM217 162V161H216ZM226 162V161H225ZM243 162V161H242ZM260 162V161H259ZM72 163V164H71ZM131 163H129V164H131ZM152 163H153V161H152ZM156 163V162H155ZM176 163H178V162H176ZM185 163V162H184ZM186 163H187V161H186ZM197 163V162H196ZM207 163H208V161H207ZM209 163H211V162H209ZM214 163V162H213ZM233 163V162H232ZM240 163V162H239ZM238 163V164H239ZM244 163V162H243ZM149 164V163H148ZM188 164V163H187ZM190 164H192V163H190ZM217 164H219V163H217ZM237 164V165H238ZM260 164H261V162H260ZM259 164V165H260ZM71 165H74V166H71ZM81 166L82 168L80 169V170H78L77 168L79 167V166ZM140 165H142V164H140ZM161 165V164H160ZM194 165V164H193ZM196 165V164H195ZM235 165H236V162H235ZM240 165H242V164H240ZM247 165V164H246ZM255 165H256V162H255ZM259 165H257V166H259ZM67 166H68V168H69V166H71L70 167V172H72V171H75L74 169H76V172H75V174L73 175V177H74V179L71 181V178L70 179H68L69 180V182L71 183V184H68L67 185V187H66V185L65 184H62L63 185V188L64 187H66V188H62L63 190H62V192L60 191V190H57L55 187V189H56V191H59V192H61L62 194L65 192V193H69V191L72 189V190H75V191H78L79 192V195L77 194V193H75V195L77 194V196H75V195H73V197L75 196L76 198H73V199H71V201L69 202V203H67L68 201L66 200L65 201V199L63 200V198H64V196H63V198H62V202H60V201H57V198L56 199H48V197L46 198L47 200L46 201H44L43 203H42V201H43V198L44 197H42V195L44 194V192L46 193V190H47V193L49 192L48 190L51 188V186L52 185H54V183L56 184V179H59L60 177H62V181L65 179V178H63L64 176H65V173L66 172H64L63 170L65 169V168H67ZM143 166V165H142ZM148 166V165H147ZM150 166H152V165H150ZM150 166H148L149 168H150ZM153 166H155V165H153ZM178 166H179V164H178ZM177 166V164H175L174 166H173V168L171 169L172 170V173H173V175L177 178V180H179L180 181V187L179 188H177L178 189V192H177V199L179 200V201H182L183 199H184V197H185V195L186 194H188V193H186L185 194V192H186V187L188 186V185H190V182H189V180L186 178V177H184L185 175L183 174V172H181L182 170H180L179 169V167ZM185 166V165H184ZM210 166H211V164H210ZM224 166H225V164H224ZM75 167H77V168H75ZM126 167H127V165H126ZM131 167V166H130ZM157 167L158 166H156V169H157ZM194 167H196V166H194ZM193 167V168H194ZM203 167V166H202ZM204 167H206V166H204ZM204 167H203V170H205L204 169ZM215 167V166H214ZM217 167V166H216ZM220 167V166H219ZM260 167V166H259ZM259 167H256V172L258 173L259 172ZM24 169V168H27L26 170H27V173H26V175L25 176H22L21 178L19 177V179H17L18 177L16 176V179L14 178L15 176H13L12 178H11V176H10V174L11 173H14V172H16L17 170H20V169ZM74 168V169H73ZM125 168V167H124ZM123 168V169H124ZM207 168H209V166L207 167ZM236 168V167H235ZM245 168H247V167H245ZM244 168V169H245ZM22 169V170H23ZM49 170V172L48 173H46L45 174V172H46V170ZM50 169H51V172H52V174L50 173ZM73 169V170H72ZM151 169V168H150ZM168 169V168H167ZM184 169V168H183ZM198 169V168H197ZM217 169V168H216ZM227 169V168H226ZM225 169V170H226ZM252 169V168H251ZM251 169H248V171L249 170H251ZM72 170V171H71ZM125 170V169H124ZM126 170H128V169H126ZM125 170V171H126ZM149 170V169H148ZM153 170V169H152ZM151 170V171H152ZM195 170V169H194ZM209 170V169H208ZM215 170V169H214ZM21 171V170H20ZM68 171H69V169H68ZM135 171H136V169H135ZM147 171V170H146ZM150 170H149V172H151ZM155 171V170H154ZM191 171V170H190ZM207 171V170H206ZM239 171V170H238ZM24 172V171H23ZM120 172V171H119ZM121 172H123V171H121ZM141 172V171H140ZM170 172V171H169ZM210 172V171H209ZM239 172H241V171H239ZM255 172V173H256ZM126 174H127V172H125ZM152 173V172H151ZM168 173V172H167ZM192 173V172H191ZM190 173V175H192ZM223 173H224V170H223ZM227 173V172H226ZM51 174V175H50ZM121 174V173H120ZM125 174V175H126ZM145 174V173H144ZM144 174H142L143 176H144ZM165 174V173H164ZM200 174V173H199ZM201 174H203L202 172H201ZM210 174V173H209ZM212 174V173H211ZM210 174V175H211ZM232 174V173H231ZM238 174V173H237ZM249 174V173H248ZM259 174H261V173H258L257 175H259ZM46 175V176H45ZM50 175V177H52V175H53V179L54 180H49L48 179V176ZM57 175H58V177L59 178H57ZM64 175V176H63ZM122 175H124L123 173H122ZM135 175V174H134ZM137 175V174H136ZM139 175L140 174H138V176L137 177H139ZM141 175V176H142ZM146 175V174H145ZM167 175H169V174H167ZM194 175V174H193ZM192 175V176H193ZM209 175V176H210ZM229 175V174H228ZM241 175V174H240ZM8 176H10V177H8ZM66 176H69V174L68 175H66ZM65 176V177H66ZM128 176V175H127ZM131 176V175H130ZM148 176H149V174H148ZM148 176H147V178H148ZM164 176V175H163ZM216 176V175H215ZM71 177V176H70ZM72 177V178H73ZM122 177V178H121ZM126 177V176H125ZM165 177V176H164ZM169 177V176H168ZM174 177V178H175ZM193 177H195V175L193 176ZM192 177V178H193ZM196 177H197V175H196ZM220 177V176H219ZM238 177V176H237ZM260 177V176H259ZM258 177V178H259ZM12 179L11 181L9 180V179ZM14 178V179H13ZM56 178V179H55ZM67 178V177H66ZM133 178V177H132ZM141 178V177H140ZM166 178V177H165ZM175 178V179H176ZM209 178V177H208ZM226 178V177H225ZM247 178V177H246ZM5 179H7V180H9L10 182H8V181H4ZM126 179V178H125ZM150 179V178H149ZM248 179V178H247ZM260 180H261V178H259ZM68 180L66 179V181L68 182ZM131 181H132V179H130ZM141 180V179H140ZM139 179H138V181L137 182H141ZM142 180H145L146 182H147V180L144 178V179H142ZM151 180V179H150ZM155 180V179H154ZM193 180H195V179H193ZM205 180V179H204ZM59 181V180H58ZM61 181V180H60ZM144 181V182H145ZM199 181V180H198ZM238 181V180H237ZM249 181V180H248ZM256 181V180H255ZM259 181V180H258ZM3 182H8V183H4L3 184ZM67 182H65V183H67ZM68 182V183H69ZM143 181L141 182V183H144ZM149 182H151V181H149ZM155 182H156V180H155ZM162 182V181H161ZM171 182H173V181H171ZM176 182V181H175ZM227 182V181H226ZM231 182V181H230ZM234 182V181H233ZM61 183V182H60ZM62 183H64V182H62ZM117 183V184H118ZM135 183H136V180H135ZM163 183V182H162ZM168 183V182H167ZM179 183V182H178ZM193 183V182H192ZM49 184H50V186H49ZM137 184V183H136ZM147 184V183H146ZM145 184V185H146ZM150 184V183H149ZM165 184V183H164ZM228 184H229V182H228ZM227 184V185H228ZM104 185H107L106 187H104ZM168 185V184H167ZM170 185V184H169ZM168 185V186H169ZM171 185H173V184H171ZM178 185V184H177ZM213 185V184H212ZM211 185V186H212ZM230 185V184H229ZM254 185H255V183H254ZM56 186V185H55ZM58 186V185H57ZM126 186V185H125ZM133 186V185H132ZM131 186V187H132ZM136 186V185H135ZM134 186V187H135ZM140 186H141V184H140ZM150 186V185H149ZM149 186H147V188L149 187ZM157 186H159V185H157ZM167 186V187H168ZM232 186V185H231ZM230 186V187H231ZM253 186V185H252ZM260 186V185H259ZM61 187V186H60ZM115 187H117V186H115ZM130 187V186H129ZM139 187V186H138ZM138 187H136V188H138ZM143 187V186H142ZM151 187V186H150ZM153 187H155L154 185H153ZM153 187H151V188H153ZM161 187V186H160ZM165 187V186H164ZM171 187V186H170ZM141 188V187H140ZM140 188H139V190H140ZM145 188V187H144ZM147 188H145V189H147ZM176 188V187H175ZM194 188V187H193ZM208 188V187H207ZM213 189H214V187H212ZM223 188V187H222ZM229 188V187H228ZM241 188V187H240ZM247 188V187H246ZM250 188V187H249ZM259 188V187H258ZM264 188V187H263ZM262 188V189H263ZM54 189V190H55ZM148 189H150V188H148ZM191 189H192V187H191ZM190 189V190H191ZM217 189V188H216ZM215 189V190H216ZM45 190V191H44ZM53 191V189H50V194L48 195V194H46V195H48L49 197H50V195H56L55 194V192L53 193L52 191ZM114 190V189H113ZM118 190V189H117ZM134 190V189H133ZM142 190V189H141ZM170 189H168V191H169ZM215 190H214V192H215ZM224 190V189H223ZM234 190V189H233ZM264 190V189H263ZM66 191H68V192H66ZM116 191V190H115ZM143 191H145V190H143ZM153 191V190H152ZM193 190H191V192H192ZM201 190H199V192H200ZM230 191V190H229ZM236 191V190H235ZM38 192V193H37ZM52 192V193H51ZM73 192V191H72ZM135 192H137V191H135ZM134 192V193H135ZM171 192V191H170ZM211 192V191H210ZM224 192V191H223ZM226 192V191H225ZM224 192V193H225ZM240 192V191H239ZM239 192H237V193H239ZM257 192V191H256ZM264 192V191H263ZM34 193V194H33ZM61 193H59V194H61ZM74 193V192H73ZM117 193V192H116ZM119 193V192H118ZM128 193V192H127ZM126 193V194H127ZM133 193V194H134ZM138 193V192H137ZM147 193V192H146ZM149 193V192H148ZM147 193V194H148ZM152 194H154V193H156V192H151ZM219 193V192H218ZM236 193V195H238ZM244 193V192H243ZM109 194V193H108ZM112 194V193H111ZM139 195L141 194V193H138ZM185 194V195H184ZM190 194V193H189ZM193 194V193H192ZM197 194V193H196ZM195 194V195H196ZM199 194V196H201L200 195V193H198ZM201 194H202V196H204L203 195V193L201 192ZM227 194V193H226ZM225 194V195H226ZM232 194V193H231ZM242 194V193H241ZM110 195V194H109ZM115 195V194H114ZM160 195V194H159ZM171 195H173V194H171ZM195 195H193V196H195ZM227 195H230L229 193L227 194ZM57 196H59V195H57ZM71 196V195H70ZM87 196V199H85L84 200V198ZM125 196V195H124ZM126 196H128V195H126ZM130 196V195H129ZM128 196V199L130 198ZM146 196V195H145ZM144 196V197H145ZM149 196V195H148ZM175 196V195H174ZM197 196V195H196ZM220 196V195H219ZM10 198V199H8V200H6V202H5V199L6 198ZM108 197H110V196H108ZM136 197V196H135ZM147 197V196H146ZM162 197V196H161ZM189 197L190 198H192L191 197V195L190 196H188L187 198L189 199ZM213 197V196H212ZM224 197V196H223ZM59 198V197H58ZM106 198H107V196H106ZM116 198H117V196H116ZM121 198H122V196H121ZM120 198V199H121ZM136 198H138L139 199V197H138V195H137V197ZM151 198H152V196H151ZM216 198V197H215ZM227 198H228V196H227ZM231 198V197H230ZM246 198V197H245ZM113 199V198H112ZM115 199V198H114ZM127 199V198H126ZM132 199H133V197H132ZM185 199H186V197H185ZM187 199V201H189ZM199 199V198H198ZM201 199V198H200ZM212 199H214V198H212ZM78 200V202L80 201V204H78V202L76 203V204H74L76 201ZM95 200H97V202L95 201ZM148 200V199H147ZM154 200V199H153ZM194 200V199H193ZM223 200V199H222ZM233 200V199H232ZM245 200V199H244ZM251 200V199H250ZM263 200V199H262ZM83 201V202H82ZM94 201L96 202V203H94ZM120 201H122V200H120ZM125 201V200H124ZM129 201H132V202H134L133 200H129ZM135 201H136V199H135ZM142 201V200H141ZM163 201V200H162ZM191 201H192V199H191ZM196 201V200H195ZM105 202H106V200H105ZM110 202V201H109ZM117 202V201H116ZM125 202H127V201H125ZM145 202V201H144ZM147 203L149 202V201H146ZM145 202V203H146ZM159 202V201H158ZM168 202V201H167ZM184 202V201H183ZM200 202V201H199ZM209 202H210V200H209ZM234 202V201H233ZM245 202V201H244ZM248 201H246V203H247ZM54 204V203H58V204H61V207L62 208H60V209H58V210H54V211H50V212H47V213H45V214H38L37 212H34V211H32V213L34 212V213H37L36 215H34L32 218H30V217H28V218H26V221L27 222H33V220H41L42 222H37V224L35 225L34 224V226L33 225H30V223H27L26 224V221H25V223L24 224H26V227H24V228H20V226H21V224L24 222V220H25V217H23L24 218V220L23 219H18L21 215H22V213L24 214V212L25 211H21L20 213H21V215H20V213H15V214H19L20 216L17 218L15 215L13 216V214L12 215H10V209H11V206H15V207H22V206H27V207H29V206H35L34 208L36 209V208H38V207H40V206H45V207H47V205L46 204ZM68 205H67V204ZM108 203V202H107ZM112 203V202H111ZM138 203V202H137ZM143 203V202H142ZM171 203V202H170ZM191 203V202H190ZM193 203V202H192ZM206 203V202H205ZM216 203H217V201H216ZM226 203H228V202H226ZM232 203V202H231ZM230 203V204H231ZM245 203V204H246ZM8 205L7 207V209L5 210V209H3L4 207H6V205ZM65 205V206H62V205ZM93 204V205H92ZM121 204V203H120ZM150 204V203H149ZM162 204H163V202H162ZM173 204H175V203H173ZM173 204H171V207H173ZM188 204V203H187ZM187 204H185V205H187ZM198 204V203H197ZM208 204V203H207ZM4 205V206H3ZM16 205H18V206H16ZM103 205V204H102ZM101 205V206H102ZM122 205V204H121ZM158 205V204H157ZM176 205V204H175ZM210 205V204H209ZM225 205V204H224ZM242 205V204H241ZM255 205V204H254ZM57 206V205H56ZM129 206V205H128ZM137 206V205H136ZM141 206V205H140ZM142 206H146V205H142ZM160 206V205H159ZM178 206V205H177ZM180 206V205H179ZM194 206V205H193ZM214 206H216V204L214 205ZM235 206V205H234ZM237 206V205H236ZM250 206V205H249ZM9 207H10V209H9ZM30 207V208H31ZM32 207V208H33ZM44 207V208H45ZM64 207V208H63ZM130 207V206H129ZM184 207V206H183ZM183 207H182V209H183ZM186 207V206H185ZM188 207V206H187ZM199 207V206H198ZM198 207H196L197 209L196 210H198ZM202 207V206H201ZM206 207V206H205ZM209 207V206H208ZM211 207H213V205L211 206ZM225 207H226V205H225ZM24 208V207H23ZM29 208V209H30ZM92 208H90L89 209V211L92 209ZM100 208V207H99ZM134 208V207H133ZM138 208V207H137ZM137 208H135V209H137ZM153 208V207H152ZM155 208V207H154ZM168 208V207H167ZM203 208V207H202ZM201 208V209H202ZM223 208V207H222ZM240 208V207H239ZM246 208V207H245ZM252 208H253V204H252ZM255 208H257V207H255ZM34 209V210H35ZM53 209V208H52ZM163 208L161 207V210H162ZM165 209V208H164ZM169 209V208H168ZM168 209H167V211H168ZM175 208H173V210H174ZM194 209V208H193ZM210 209H212V208H210ZM248 209V208H247ZM262 209V208H261ZM26 210V209H25ZM33 210V209H32ZM40 211H43V210H41V208L39 209ZM95 210H96V208H95ZM130 210V209H129ZM131 210H133V209H131ZM138 210V209H137ZM150 210V209H149ZM170 210V209H169ZM177 210V209H176ZM195 210V209H194ZM196 210L194 211L195 212V214H194V221L196 220V218L198 217V213L196 212ZM218 210H219V208H218ZM217 210V211H218ZM29 210H28V208H27V212H28ZM199 211V210H198ZM201 211V210H200ZM211 211V210H210ZM255 211H256V209H255ZM9 212V213H8ZM13 212V211H12ZM39 212V211H38ZM97 212H99V210L97 211ZM116 212H118V211H116ZM131 212V211H130ZM137 212V211H136ZM193 212V213H194ZM205 212V211H204ZM207 212V211H206ZM214 212V211H213ZM228 212V211H227ZM32 213L30 212L29 214L32 216ZM33 213V214H34ZM90 213H91V211H90ZM109 213V212H108ZM129 213V212H128ZM166 213V212H165ZM174 213V212H173ZM200 213V212H199ZM218 213V212H217ZM220 213V212H219ZM225 213V212H224ZM28 213H27V216L29 215ZM92 214V213H91ZM106 214V213H105ZM110 214V213H109ZM108 214V215H109ZM131 214H133V212H131ZM171 214V213H170ZM201 214V213H200ZM241 214V213H240ZM253 214V213H252ZM11 217H10V216ZM25 215V214H24ZM90 215V214H89ZM94 215V214H93ZM98 215V214H97ZM134 215V214H133ZM160 215H161V213H160ZM168 215V214H167ZM174 215V214H173ZM178 215V214H177ZM176 215V216H177ZM192 215V214H191ZM190 215V216H191ZM225 215V214H224ZM223 215V217H225ZM242 215V214H241ZM256 215V214H255ZM88 216V215H87ZM95 216H96V213H95ZM106 216V215H105ZM117 216H116V218H117ZM165 216V215H164ZM227 216V215H226ZM228 216H230V215H228ZM257 216V215H256ZM9 217V218H8ZM100 216H98V218H99ZM130 217H131V215H130ZM168 217V216H167ZM200 217V216H199ZM199 217L197 218V219H199ZM221 217V216H220ZM222 217V218H223ZM250 217V216H249ZM260 217V216H259ZM258 217V218H259ZM16 218V219H15ZM90 218V217H89ZM102 218V217H101ZM108 220H107V219ZM105 219L107 220V222L109 223L110 221V219L112 218V217H106ZM175 218V217H174ZM180 218V217H179ZM185 218V217H184ZM190 218V217H189ZM105 219H101V220H105ZM160 219V218H159ZM158 219V220H159ZM168 219V218H167ZM191 219V218H190ZM211 219V218H210ZM209 219V220H210ZM215 219H217V218H215ZM218 219H219V217H218ZM226 220H228L227 218H225ZM225 219H224V224H225V222H227V221H225ZM264 219V218H263ZM262 219V220H263ZM44 220V221H43ZM106 220H105V222H106ZM112 220V219H111ZM156 220V219H155ZM157 220V221H158ZM162 220V219H161ZM161 220H160V222H161ZM186 220V219H185ZM208 220V219H207ZM209 220H208V222H209ZM212 220V219H211ZM241 220H243L242 218H241ZM249 220V219H248ZM22 221V222H21ZM88 220H86V222H87ZM93 221H97V220H93ZM164 221V220H163ZM169 221V220H168ZM175 221V220H174ZM213 221H215V220H213ZM217 222V224H218V220H216ZM220 221V220H219ZM229 221V220H228ZM230 221H231V219H230ZM233 221V220H232ZM251 221V220H250ZM85 222V223H86ZM98 222H99V220H98ZM100 222H102V221H100ZM106 222V223H107ZM115 222V223H116ZM181 222V221H180ZM189 222V221H188ZM236 222V221H235ZM243 222V221H242ZM248 221H246L245 223H247ZM21 223V224H20ZM89 223V222H88ZM105 223V224H106ZM108 223L106 224V225H108ZM111 223V222H110ZM109 223V225H111ZM112 223H113V221H112ZM166 223V222H165ZM168 223V222H167ZM167 223H166V225H167ZM171 223H173V221H171ZM210 223H211V221H210ZM216 223H214V224H216ZM220 223V222H219ZM229 223V222H228ZM262 223V222H261ZM91 224V223H90ZM95 224V223H94ZM150 224V227L152 226ZM153 224H155V223H153ZM157 224H159V223H157ZM162 224V223H161ZM170 224V223H169ZM174 224H175V222H174ZM173 224V225H174ZM178 224V223H177ZM190 224V223H189ZM233 224V223H232ZM238 224H240V223H238ZM248 224V223H247ZM89 225V224H88ZM95 225H98L97 224V222H96V224ZM94 225V226H95ZM108 225V226H109ZM180 225V224H179ZM183 225H184V222H183ZM191 225H192V223H191ZM206 225V224H205ZM211 225V224H210ZM231 225V224H230ZM235 225H237V224H235ZM252 226V224H249V226ZM254 225V224H253ZM256 225V224H255ZM262 225V224H261ZM82 226H83V224H82ZM158 226V225H157ZM187 227H188V225H186ZM207 226H209V225H207ZM217 227L218 226H220L219 224L218 225H216ZM215 226V227H216ZM223 225H221V227H222ZM228 226V225H227ZM247 226V225H246ZM259 226V225H258ZM107 227V226H106ZM112 227V226H111ZM114 227V226H113ZM120 227V226H119ZM148 227V226H147ZM155 227V226H154ZM161 227V226H160ZM164 227V226H163ZM174 227V226H173ZM173 227H171V228H173ZM196 227V226H195ZM236 227H238V226H236ZM241 227V226H240ZM248 227V226H247ZM252 227H254V226H252ZM262 227V226H261ZM98 228V227H97ZM97 228H94L95 229V231L94 230H92L91 231V233L94 231L95 232V235H97L98 233H97ZM109 228V227H108ZM145 227H143V229H144ZM180 228V227H179ZM182 228V227H181ZM180 228V229H181ZM186 228V227H185ZM188 228H190V227H188ZM187 228V229H188ZM192 228V227H191ZM205 228V227H204ZM212 228V227H211ZM209 229V231L210 230H212V229ZM239 228V227H238ZM258 228V227H257ZM79 229V230H80ZM83 229H85V228H83ZM156 229V228H155ZM179 229V230H180ZM195 229V228H194ZM197 229H198V227H197ZM200 229H202V228H200ZM208 229V228H207ZM218 229H220V227H218ZM218 229H216V232L218 231L219 232V230ZM229 229V228H228ZM227 229V230H228ZM230 229H231V227H230ZM234 229V228H233ZM263 229V228H262ZM73 230V231H74ZM116 230V229H115ZM146 230V229H145ZM151 230V229H150ZM160 230H162V229H159V231ZM169 230H171V229H169ZM174 230V229H173ZM202 230H204V229H202ZM227 230H225V231H227ZM243 230L244 229H242V231L241 232H243ZM248 230V229H247ZM12 231V232H11ZM83 231V230H82ZM85 231V230H84ZM87 231H88V229H87ZM191 231H192V229H191ZM201 231V230H200ZM208 231V232H209ZM224 231V232H225ZM233 231H235V230H233ZM257 231H260V229L259 230H257ZM79 232V231H78ZM89 232V231H88ZM94 232H93V234L92 235H94ZM137 232H138V230H137ZM158 232V231H157ZM175 232V231H174ZM173 232V233H174ZM186 232V231H185ZM188 232V231H187ZM206 232H207V230H206ZM212 232H215L214 230H212ZM229 232H231V230L229 231ZM251 232V231H250ZM248 233V231H246V233H248L247 234V236L249 235V234H251V233ZM8 233V234H7ZM16 233V232H15ZM73 233V232H72ZM85 233H86V231H85ZM108 233V232H107ZM106 233V234H107ZM143 233H144V231H143ZM150 234H151V232H149ZM152 233H154V232H152ZM162 233V232H161ZM184 233V232H183ZM188 233H190V230H189V232ZM197 233H198V231H197ZM201 233L203 234V232L201 231ZM211 233V232H210ZM221 233V232H220ZM235 233H237V232H235ZM256 233V232H255ZM258 233V232H257ZM68 234V235H67ZM79 234V233H78ZM84 234V233H83ZM89 234V233H88ZM145 234H147V233H145ZM164 234V233H163ZM185 234V233H184ZM191 234V233H190ZM200 234V233H199ZM212 234V233H211ZM224 234V233H223ZM229 234V233H228ZM240 234V233H239ZM262 234V233H261ZM65 235H67V236H74L73 238L71 237V241L72 242H70V245L69 244H64V239L63 238H65L64 236ZM86 235V234H85ZM90 236H91V234H89ZM140 235V234H139ZM169 235H171V236H173L174 238V240L173 239H171L170 237L171 236H169ZM177 235V236H176ZM181 235V234H180ZM210 235V234H209ZM217 235V234H216ZM241 235V234H240ZM16 236V235H15ZM90 236H89V238H87L88 240L90 239ZM144 236V235H143ZM146 236V235H145ZM151 236V235H150ZM149 236V238H151ZM159 236H160V234H159ZM162 236H164V235H162ZM185 236H186V234H185ZM187 236H188V238H189V236L190 235H188L187 234ZM204 236H205V234H204ZM206 236H207V234H206ZM206 236H205V238H206ZM212 236H213V234H212ZM218 236H220V234H218ZM217 236V237H218ZM228 236H230V235H228ZM250 236H252V235H250ZM255 236V235H254ZM50 237H52V238H50ZM78 237H81L80 239H78ZM91 237H93V236H91ZM122 237H125V238H127V242L126 243H121V242H119L117 239H119V238H122ZM137 237H138V235H137ZM158 237V236H157ZM193 237V236H192ZM200 237V236H199ZM221 237H223V236H221ZM220 237V238H221ZM225 237H226V235H225ZM243 237H245V236H243ZM259 237V236H258ZM264 237V236H263ZM7 238H9V237H7ZM13 238V237H12ZM56 238V237H55ZM85 238V237H84ZM83 238V239H84ZM104 238V239H103ZM138 238H140V236L138 237ZM159 238V237H158ZM161 238V237H160ZM184 238V237H183ZM195 238V237H194ZM201 238H203V236H201ZM208 238V237H207ZM209 238H211V237H209ZM229 238V237H228ZM239 238V237H238ZM251 238V237H250ZM250 238H249V236H248V240H250ZM141 239H142V237L139 239V241H141ZM153 239V238H152ZM171 239V240H170ZM187 239V238H186ZM191 239V238H190ZM193 239V238H192ZM213 239V238H212ZM230 239V238H229ZM234 239V238H233ZM232 239V240H233ZM260 239V238H259ZM53 240V239H52ZM52 240H50V241H52ZM56 240V239H55ZM117 240V241H116ZM119 240H121V239H119ZM143 240V239H142ZM146 240V239H145ZM144 240V241H145ZM163 240V239H162ZM188 240V239H187ZM194 240V239H193ZM206 240V239H205ZM208 240V239H207ZM210 240V239H209ZM215 240V239H214ZM241 240H242V238H241ZM246 240V239H245ZM247 240V241H248ZM252 240V239H251ZM250 240V241H251ZM263 240V239H262ZM153 241H155L154 239H153ZM174 241V242H173ZM185 241V240H184ZM196 241V240H195ZM212 241V240H211ZM222 241V240H221ZM220 241V242H221ZM238 241H240V240H238ZM8 242V241H7ZM6 242V243H7ZM10 242H12V241H10ZM48 242V241H47ZM53 242V241H52ZM116 242L117 243H120V244H116ZM146 242V241H145ZM144 242V243H145ZM150 242V241H149ZM187 242V241H186ZM186 242H183V243H186ZM205 242H207V241H205ZM209 242V241H208ZM229 242V241H228ZM254 242V241H253ZM255 242H257V239H256V241ZM261 242V241H260ZM262 242H264V241H262ZM261 242V243H262ZM14 243V242H13ZM40 243H42V241L40 242ZM153 242H151V244H152ZM180 244V245H178V244ZM210 243V242H209ZM236 243V242H235ZM246 243V242H245ZM250 243H252V242H250ZM258 244H260L259 243V241L257 242ZM4 244V241H3V243H2V241H1V245L0 246H2ZM39 244V243H38ZM48 244V243H47ZM49 244H51V243H49ZM146 244H148L149 245V243H146ZM189 244V243H188ZM208 244V243H207ZM217 244H220L219 242L217 243ZM230 244V243H229ZM229 244H227V246L229 245ZM240 244V243H239ZM7 245H10V243L9 244H7ZM7 245H5V246H7ZM12 245V244H11ZM35 245V244H34ZM152 245H156V243L155 244H152ZM183 245V244H182ZM212 245V244H211ZM247 245V244H246ZM254 245V244H253ZM252 245V246H253ZM256 246H257V244H255ZM262 245H264V244H262ZM39 245H37V247H38ZM51 246V245H50ZM150 246V245H149ZM153 246V247H154ZM185 246H186V244H185ZM187 246H190V244L189 245H187ZM215 246V245H214ZM220 246H224V245H220ZM236 246V245H235ZM241 246V245H240ZM243 246V245H242ZM250 246H251V244H250ZM256 246H254V247H256ZM34 247V246H33ZM43 247V246H42ZM49 247V246H48ZM52 247V246H51ZM192 247V246H191ZM190 247V248H191ZM244 247V246H243ZM243 247H241V248H243ZM247 247H249V246H247ZM259 247H261V246H259ZM259 247H256V248H259ZM26 248V247H25ZM25 248H23V249H25ZM29 248V247H28ZM189 248V250H192V249H190ZM200 249H199V253H200V250H201V248L203 249L204 247H199ZM219 248V247H218ZM222 249H224L223 247H221ZM227 248V247H226ZM240 248V249H241ZM13 249V248H12ZM22 249V248H21ZM48 249V248H47ZM147 251H146V250ZM186 249V248H185ZM185 249H183L182 250V252L185 250ZM188 249V248H187ZM211 249V248H210ZM221 249V250H222ZM249 248H247L246 250H248ZM260 249V248H259ZM262 249V248H261ZM261 249L259 250V251H261ZM5 250V249H4ZM29 250V249H28ZM46 250V249H45ZM51 250V249H50ZM153 250H154V248H153ZM152 250V251H153ZM195 250V249H194ZM204 250V249H203ZM212 250V249H211ZM216 250V249H215ZM225 250V249H224ZM239 250V249H238ZM246 250H244V251H246ZM251 250V249H250ZM258 250V249H257ZM8 251H9V249H8ZM12 251H14V250H12ZM12 251L10 252V253H12ZM25 251V250H24ZM27 251V250H26ZM144 251H146V252H144ZM152 251H149V252H151V253H153ZM218 251V250H217ZM236 251V250H235ZM242 251V250H241ZM252 251V250H251ZM250 251V252H251ZM263 251V250H262ZM18 252V251H17ZM22 252V251H21ZM146 253V254H144L145 255V257L143 256V253ZM189 252V251H188ZM197 252V251H196ZM248 252V251H247ZM264 252V251H263ZM10 253H9V255H10ZM75 253H79V256H75ZM185 252H183V254H184ZM189 253H191V252H189ZM192 253H194V251L192 252ZM192 253L190 254L191 256H193L192 255ZM240 253V252H239ZM238 253V254H239ZM253 253V252H252ZM262 253V252H261ZM260 253V254H261ZM17 254V253H16ZM22 254V253H21ZM26 254H27V252H26ZM35 254V253H34ZM39 254V253H38ZM156 254V253H155ZM183 254H181V256L183 255ZM217 254H218V252H217ZM220 254H221V252H220ZM236 254V253H235ZM238 254H236V255H238ZM246 254H248V253H246ZM250 254V253H249ZM255 254V253H254ZM264 254V253H263ZM1 255V254H0ZM18 255V254H17ZM33 254H31V256H32ZM36 255V254H35ZM134 255V257H132ZM154 255V254H153ZM197 255V254H196ZM203 255V254H202ZM209 255V254H208ZM258 255V254H257ZM14 256V255H13ZM16 256V255H15ZM14 256V257H15ZM187 256H188V254H187ZM187 256H185L184 255V257H187ZM204 256V255H203ZM202 256V257H203ZM224 256H226V251H225V254H224ZM230 256V255H229ZM241 256V255H240ZM244 256V255H243ZM260 256V255H259ZM259 256H258V258H259ZM183 257V258H184ZM195 257V256H194ZM220 257V256H219ZM223 257V256H222ZM222 257H220V258H222ZM245 257V256H244ZM262 257H264V256H262ZM262 257H261V259H262ZM4 258V257H3ZM18 257H16L15 258V260H17L18 261V259H17ZM86 258H89V261L87 262L86 261ZM155 258H157L155 255H154V261H155ZM182 258V257H181ZM224 258V257H223ZM230 258V257H229ZM231 258H233L232 256H231ZM235 258V257H234ZM238 259H239V257H237ZM255 258V257H254ZM257 258V257H256ZM14 258H12V260H13ZM20 259V258H19ZM184 259H190V258H184ZM194 259H196V261L198 260L197 258H194ZM201 259H204V258H201ZM206 259V258H205ZM204 259V260H205ZM247 259V258H246ZM250 259H253V258H250ZM249 259V262H251L252 260H250ZM260 259V260H261ZM3 260V259H2ZM1 260V261H2ZM9 260V259H8ZM7 260V261H8ZM191 260V259H190ZM190 260H187V261H190ZM192 260H193V258H192ZM206 260H208V259H206ZM205 260V261H206ZM219 260V259H218ZM217 260V261H218ZM186 261V262H187ZM220 261H221V259H220ZM220 261H218L217 263L219 264L220 263ZM235 261V260H234ZM244 263H245V261L246 260H242ZM253 261H255V260H253ZM2 262H6V261H2ZM9 262V261H8ZM20 262V261H19ZM191 262V261H190ZM193 262V261H192ZM191 262V263H192ZM204 262V261H203ZM208 262V261H207ZM236 262H237V259H236ZM248 262V261H247ZM248 262V263H249ZM1 263V262H0ZM7 263V262H6ZM13 263H15V262H13ZM195 263V262H194ZM198 263H199V260H198ZM197 263V264H198ZM210 263V262H209ZM223 263V262H222ZM230 263H232V261L230 262ZM235 263V262H234ZM238 263H239V261H238ZM237 263V264H238ZM257 263V262H256ZM201 264H203V263H201ZM205 264H207V263H205ZM214 264H215V262H214ZM221 264V263H220ZM241 264V263H240ZM253 264V263H252ZM262 264V263H261Z\"/></svg>",
	"mask_w": 264,
	"mask_h": 264
}]
</instances>
